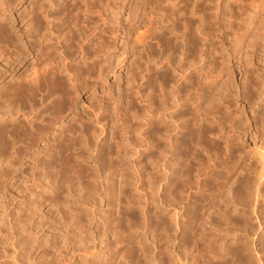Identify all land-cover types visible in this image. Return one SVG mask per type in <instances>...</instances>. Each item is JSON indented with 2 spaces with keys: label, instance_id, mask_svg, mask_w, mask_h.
<instances>
[{
  "label": "bare ground",
  "instance_id": "1",
  "mask_svg": "<svg viewBox=\"0 0 264 264\" xmlns=\"http://www.w3.org/2000/svg\"><path fill=\"white\" fill-rule=\"evenodd\" d=\"M33 1V0H32ZM31 1V2H32ZM157 2V0H155ZM160 1V0H158ZM161 1H164V0H161ZM166 1V0H165ZM178 1V0H177ZM185 1V0H184ZM191 1V0H190ZM194 1V0H193ZM192 1V3H193ZM203 1H206V0H203ZM202 1V2H203ZM24 0H0V57L1 56H5V50L7 47L10 48V52H9V56H8V61H4L6 62L3 63L5 64L6 68L4 67L5 70H3L2 68V71H0V81L2 80H6L5 78L9 75H11V78L17 73V72H20L21 69L22 71L20 72V75L19 76H22V74H25L27 72L30 71L29 75H31V77L26 80L27 76L25 77L26 79L23 81L21 78H20V82L17 81L16 84H17V87L16 86H12V85H9V86H3L1 85L2 83H0V86H3L5 87L4 89H6L4 92H6L4 96H6L8 98V100L10 102H13L14 104L19 100V103L22 107H28L30 110L33 109V107L35 106V103L36 98V95L38 93H42L43 94L41 95L42 98H45V100H41L42 104L46 102V99L47 98H51V96H54L49 103L50 106L48 105L47 103V106L48 108L49 107H53V108H56L55 111H59V108L57 110V107H54V103H60L62 106H67V109L69 110H73L72 108L75 107L74 106V102L72 101L73 100V97L74 95L73 94H77V92L80 93V90L87 86V79L88 77H90L91 74H96V76L98 75V78L102 79V76H106L107 74L111 73V71H113L112 69V63H111V60L113 59L112 57L110 59H106L103 57V60L104 63H100V60L98 57L99 53L102 52L104 49H105V44L104 43H107V42H104L102 43V45H105L102 49V45L100 44V40H97L99 42H97V44L99 43L100 45H97V44H90V43H86L84 41V39H87L89 37V35L92 34L93 30H95V26L97 24V19L99 18L98 16V13L100 14V11L97 13L96 10H98L99 8L97 7H101V3L102 2H105V0H35L33 1L34 3H31V5L29 6H33V8L31 7H28V8H31V16L29 14V18H24L25 16H23L24 14H27L28 11H25V13L21 16L20 14V23L19 21L17 20H14L13 17L10 18L13 19L14 21H10L8 20L9 17H7L6 14V10L7 8H11V7H15L19 4H23ZM108 2V1H106ZM110 2V1H109ZM112 2V1H111ZM110 2V3H111ZM147 1H145L146 3ZM169 2H171L173 5H172V8L170 7V3H169V8L173 9V10H170L168 9V11L170 10V12H166L165 10H167L168 7H165L164 11L166 13H175L174 15H176L177 12H180V11H184L186 12L187 10V7H188V2L185 1L183 3L182 0H179L178 2H176L175 0H169ZM182 2V3H181ZM201 2V0H195V5H192V3L189 5V7L191 8V15L190 17L188 18V16H183L185 17V20H183V18H181L182 20H180L179 24L181 23V21L184 24V26H182V28H186L185 30V36L177 34L179 36H177V38L181 37V43L179 42V45H174L172 44L171 40H169L168 36L165 37V35H167L166 33H164L163 31L166 30H162L163 32V36L160 37L161 35H158L159 31H156V34H157V40L160 42L159 46L158 44H155V45H158L159 47H162V54L164 53V56L165 57V61H168L166 63H169L171 60H173L172 56L175 55V57H177V53L180 51L181 54H179V64H178V67L184 70H181L183 71V74L181 72L182 75L185 80H181L183 82L180 81V83H178V79L176 81V75L174 74V72H172L174 75H175V81H173V78L172 75L170 74V78L168 76L166 77H163L164 74V71H163V64H162V68L159 67V69L156 70L157 74L155 73L156 75V78L153 76L154 72L152 71V67L150 66L151 62H149V68L150 70L153 72L152 76L157 79V83L156 85H159L158 86V94L157 96H155L154 94L152 95V97H149V96H144L148 103L150 101V104L149 106L147 105V101H144L146 103L142 104V101H141V105L144 107H146L147 109V106L149 108V112H146L150 115V120L152 122H154V119L152 121V118L151 117H158V115L160 114V111L158 110L159 108L156 107L157 105V102H156V99L158 100L159 102V106L161 107L160 109L162 110V108L166 111L168 109H171L170 111H167V117H170V122H165L162 118V121L160 119V117H158V119L161 121H159L158 123L163 127V132L165 131H170V128L172 126V124H174L173 126L177 128V126H180L178 125L177 121H180L181 118H185L184 116L185 115H188V114H185L186 110H187V107H185L186 105V102H181V99H183V97H188L190 98L194 93H195V107L191 105V107H194L192 108V116H195V125L194 124H190L189 121H187V124L186 125H191V126H195V132L189 128V131L188 129L185 131L187 132V134H185V136L183 137V132L180 130V132L177 133V136L179 137H175L174 141H177L176 139L180 138V137H183L184 139H187V141H191L193 140V138L195 139V264H197V261L198 263L199 260L203 259L204 256L209 257L210 255H213L214 251L215 254L218 253L217 251L219 250H222L224 248H227L228 250H230L229 252L232 253V255L235 256V258L232 260L231 263H235V262H238V263H243V261L245 262L246 264V261L242 255V250H243V246H242V243L240 242L242 239L240 238L241 236H238V239H239V242L237 240L233 241V242H229L227 240L224 241V243L222 244V234L224 233L223 232L222 234H220L219 232V229H217V227L214 225L216 221V223H221L224 222V221H228L230 218H225V211H222L221 209L222 208H226L228 207L227 205L229 203H231V198L234 200L233 203H235V200H237L240 204L242 205H245V193L244 190L247 189V185L250 183V181L247 179V178H243L240 176V170L239 171V176L237 175V178H235V180L232 182L234 185H231L230 188H232V186H234L232 188V192L234 191L235 194H231V191L230 192H227L226 195L228 193H230L232 195V197H230V195L228 194L227 197L225 196V192L226 191V187L228 188L229 186L228 183L230 181V179L232 178L231 176V172H234L236 173L237 170L239 169L240 165L244 162H242L243 158L244 157L242 155V152H244V150L242 149L240 152V146H239V141L238 139L241 137V136H238L239 132H244L246 130H244V127L243 125H245V123L243 122L244 119L247 120V118L245 117L243 120H242V116L243 113H239V111L241 112V110L238 111V113L234 112V110L230 109L232 106V108L234 107V104H232V101H234L235 99L232 98L233 100L230 101L228 100V96L225 94V92L227 93V91H224V90H231L229 89L230 88V85H233L231 84L229 80V78H232L234 76V74H236L237 72L240 73L241 77L243 78V82L242 85L240 86H237V87H240V90L242 91V98H244V101L243 102H246V104H248L250 106L253 105L254 103V99L257 100H260V104H259V108L256 110V111H253V116L252 118L255 119L256 121L258 120L259 122H256V123H259V125L261 124L262 125V128L260 129H263L262 131H264V0H232L230 2L228 1H225L224 4L221 2V0H214V3L212 4V12L209 11V8H208V4L207 5V2H206V5H207V10H208V13L207 15L206 14H202L201 16H199L197 22H196V18L198 17V14H200L201 11H203V3ZM227 2V3H226ZM114 3V2H112ZM117 3V2H115ZM123 3V2H122ZM144 3V4H145ZM148 3V2H147ZM146 3V4H147ZM212 3V2H211ZM226 3V4H225ZM30 4V3H29ZM100 4V5H99ZM109 4V3H107ZM119 4V3H118ZM139 4V3H138ZM143 4V5H144ZM160 4V2H159ZM163 4V7H164V2L162 3ZM161 4V5H162ZM166 4V2H165ZM194 4V3H193ZM222 4V5H221ZM104 5V4H103ZM113 5V4H112ZM137 5V4H135ZM141 5V4H140ZM136 6L137 8L140 6ZM147 5H150V4H147ZM168 5V4H167ZM115 6V4L113 5ZM113 6H110L109 9ZM122 6V5H121ZM133 6H134V3H133ZM166 6V5H165ZM106 7V6H105ZM129 7V6H128ZM157 7V6H156ZM160 7V6H159ZM163 7L161 8V10H163ZM188 7V8H189ZM204 7H205V4H204ZM9 8V9H10ZM102 8V7H101ZM100 8V9H101ZM107 8V7H106ZM114 9L113 10H116V6L113 7ZM118 8V7H117ZM135 8V7H134ZM143 8L145 9L146 6ZM148 8V7H147ZM146 8V9H147ZM150 13H151V5H150ZM158 8V7H157ZM206 8V7H205ZM8 9V10H9ZM12 9V8H11ZM22 9V8H21ZM112 9V8H111ZM136 9V8H135ZM134 9V10H135ZM141 9V8H140ZM145 9V10H146ZM156 9V8H154ZM30 10V9H28ZM134 10H131L133 11V13H136L137 11H134ZM139 10V9H137ZM143 10V9H142ZM141 10V11H142ZM149 10V9H148ZM153 10V9H152ZM157 10V9H156ZM9 11H12V10H9ZM22 11V12H23ZM105 11V10H104ZM189 11V9H188ZM205 11V10H204ZM21 12V13H22ZM94 12L95 13V17L93 16L94 15ZM144 12V10H143ZM147 12V11H146ZM155 12V11H154ZM164 12V14H165ZM182 12V15L183 13ZM11 13V12H10ZM9 13V14H10ZM29 13V12H28ZM103 13V12H102ZM148 13V12H147ZM149 13V14H150ZM157 13V12H156ZM171 13V14H172ZM181 13V12H180ZM187 13V12H186ZM189 13V12H188ZM198 13V14H197ZM140 14V13H139ZM152 14H153V11H152ZM163 12L158 14V15H161L162 16ZM15 15V14H14ZM103 15V14H102ZM141 15H142V12H141ZM144 15H145V12H144ZM151 15V14H150ZM156 15V14H154ZM154 15H153V18H154ZM168 16V14H166ZM173 15V17H174ZM181 15V14H180ZM195 15V16H194ZM9 16V15H8ZM19 16V15H18ZM27 16V15H26ZM131 16V14H130ZM139 16L138 14L136 15V17ZM149 16V15H148ZM161 16H158L159 18ZM11 17V16H10ZM28 17V16H27ZM105 17V16H104ZM133 17V16H131ZM141 17V16H140ZM150 17V18H149ZM148 17V20L152 18V15ZM157 17V15H156ZM176 17V16H175ZM174 17V18H175ZM177 17L178 14H177ZM177 17L175 19H177ZM193 17H195V23L193 21ZM101 18V17H100ZM99 18V20H100ZM107 18V17H106ZM169 18V17H168ZM193 18V19H192ZM102 19H104L103 17L101 18V21ZM135 19V17H134ZM132 19V20H134ZM142 19V18H141ZM139 19V21L141 20ZM145 19V18H144ZM157 19V18H156ZM167 20V17L164 18ZM170 19V18H169ZM173 19V18H172ZM179 19V18H178ZM147 20V19H146ZM152 20V19H151ZM155 20V19H153ZM104 21V20H103ZM125 21V20H124ZM135 21V20H134ZM133 21V22H134ZM137 21V20H136ZM138 21V22H139ZM168 21V20H167ZM166 21V22H167ZM176 20H173L172 22H174ZM179 21V20H178ZM176 21V22H178ZM29 22V23H27ZM100 22V21H98ZM131 22V21H130ZM138 22H136L138 24ZM141 22V21H140ZM143 22V21H142ZM141 22V23H142ZM147 22V21H146ZM156 22V21H155ZM154 22V23H155ZM164 22V21H163ZM171 22V23H172ZM19 23V24H18ZM28 24L26 27L25 24ZM112 23V22H111ZM157 23V22H156ZM182 23V25H183ZM20 25L21 26L18 28L17 32H16V26ZM104 24V23H103ZM108 24V23H107ZM107 24L103 25V27H108ZM132 24V23H130ZM158 24V23H157ZM160 24V23H159ZM167 24V23H166ZM165 24V25H166ZM173 25H175L174 23H172ZM177 24V23H176ZM194 24H195V27H194ZM99 25V23L97 24V26ZM100 25L101 22H100ZM99 25V26H100ZM128 25V24H127ZM147 25V27L150 25H148V23L145 24V26ZM164 24L160 25V26H163ZM170 25V24H169ZM172 25V26H173ZM15 26V28H14ZM89 26H94V28H90ZM96 26V27H97ZM114 26V25H113ZM135 26V25H134ZM155 26V25H154ZM157 26V25H156ZM159 26V28H161ZM171 26V25H170ZM171 26V27H172ZM181 26V25H180ZM178 25V27H180ZM102 27V26H101ZM100 27V28H101ZM104 27V28H105ZM133 27V26H132ZM152 27V26H151ZM177 27V28H178ZM14 28V29H13ZM99 28V27H98ZM110 28V27H109ZM134 28V27H133ZM154 28V27H153ZM151 28V29H153ZM159 28H156L159 30ZM164 28V26H163ZM173 28H175L173 26ZM176 28V32L178 30H182L181 32H183L184 28L183 29H179L177 30ZM97 29V28H96ZM103 29V28H102ZM108 29V28H106ZM105 29V30H106ZM132 29V28H131ZM130 29V30H131ZM136 29V28H135ZM145 29V27L143 28ZM168 29H171L170 27H168ZM15 30L16 33H13ZM139 32V28L137 29ZM146 30V29H145ZM174 30V29H173ZM91 31V33H89ZM97 31V30H96ZM100 31V30H99ZM97 31V32H99ZM109 31V30H108ZM113 31V30H112ZM132 31V30H131ZM137 31V32H138ZM154 31V32H155ZM103 32V31H102ZM101 32V33H102ZM110 32H111V29H110ZM146 33H148L147 31H145ZM161 32V30H160ZM167 32L170 33L169 30H167ZM174 32V31H172ZM180 32V31H179ZM94 33V32H93ZM104 33V32H103ZM123 33V32H122ZM133 33V32H132ZM144 32H141L139 35L143 36L141 38H139L140 36L138 35L137 36H134L132 39V41L134 40H138L137 43L143 41L142 39L144 38V35L146 34ZM178 33V32H177ZM96 34V33H94ZM112 34V33H111ZM113 34H114V31H113ZM138 34V33H137ZM136 34V35H137ZM149 34V33H148ZM150 34H151V31H150ZM150 34L147 36V38H151L153 35L150 36ZM161 34V33H159ZM97 35V34H96ZM95 35V36H96ZM100 35V34H98ZM116 35V34H115ZM131 35V33H130ZM147 35V34H146ZM146 35H145V38H146ZM94 36V37H95ZM103 36V34H102ZM108 36V35H107ZM173 36V35H172ZM176 36V35H174ZM98 37V36H97ZM132 37V36H130ZM155 37V38H156ZM168 37V38H167ZM202 37L204 39V41L202 39L199 40V38ZM93 38V37H92ZM96 38V37H95ZM103 38V37H102ZM136 38V39H134ZM139 38V39H138ZM144 38V39H145ZM146 38V39H147ZM149 38V40H150ZM155 38H151V39H155ZM172 38V37H171ZM176 38V37H175ZM176 38V39H177ZM178 38V39H179ZM27 39V40H26ZM91 39V38H90ZM97 39V38H96ZM100 39V37H99ZM104 39V38H103ZM109 39V38H108ZM141 39V40H140ZM146 39L144 40L145 43L148 42L146 41ZM39 40V41H38ZM105 40V39H104ZM140 40V41H139ZM148 40V39H147ZM202 40V41H201ZM91 41V40H90ZM114 41V40H113ZM152 41V40H151ZM150 41V42H151ZM173 41V40H172ZM175 41V39H174ZM173 41V43H174ZM180 41V39L178 40ZM155 42V41H154ZM157 42V41H156ZM199 42H202L201 43V47ZM132 43V42H131ZM136 43L135 46H138V44ZM143 44V42H141ZM140 43V44H141ZM158 43V42H157ZM176 43L177 40H176ZM133 44V43H132ZM135 44V42H134ZM133 44V46H134ZM139 44V45H140ZM154 44V43H153ZM150 43L151 46H155ZM97 45V46H95ZM110 45V44H109ZM132 48L136 49V47H133ZM149 45L147 44L146 47H148ZM131 47V46H130ZM145 47V48H146ZM5 48V49H4ZM14 49V50H11ZM141 48V46H140ZM143 48V47H142ZM150 48V47H149ZM151 48H154V47H151ZM150 48V49H151ZM156 48V46H155ZM182 48V49H181ZM149 49V50H150ZM102 50V51H101ZM158 50V52L160 51L159 48L156 49ZM155 49H153L152 51L155 53H157ZM169 50H171L170 54L168 53ZM182 50V52H181ZM9 51V50H8ZM144 50L141 51V53L143 52ZM148 51V50H147ZM146 53H149L147 52ZM160 51V52H161ZM132 52V51H131ZM138 52V51H136ZM140 52V51H139ZM150 52L151 55H153L154 53ZM103 53H105L103 51ZM102 53V54H103ZM8 54V53H7ZM109 54V53H108ZM115 54V53H114ZM124 54V53H123ZM122 54V55H123ZM136 54V53H135ZM138 54V53H137ZM140 54V53H139ZM144 54V52L142 53ZM167 54V55H165ZM177 54V55H176ZM105 55V54H103ZM121 55V56H122ZM157 56H160L159 53L156 54ZM156 55H154L156 57ZM90 56H93L94 59H91L89 60ZM101 56V54H100ZM120 56V57H121ZM141 56L143 58V56H145L144 58L147 59L146 55H138V57ZM153 56V57H154ZM89 58L88 59V64L86 65V67H82V65L80 66L79 63L77 61V59L79 58V60H81L83 58V60H85L86 58ZM161 57V56H160ZM33 58V59H32ZM58 58H60V61L58 60ZM85 58V59H84ZM102 58V56H101ZM100 58V59H101ZM122 58V57H121ZM164 57L162 56V60ZM257 58L258 63L255 62V59ZM7 59V58H6ZM30 59H32L31 61H29ZM118 59V58H117ZM120 59V58H119ZM137 59V57H136ZM135 59V61L137 62V60ZM140 59V57H139ZM148 59H149V56H148ZM147 59V60H148ZM151 60L153 59L152 57L150 58ZM156 58H154L153 61H155ZM160 59V58H159ZM158 59V60H159ZM176 59V58H175ZM174 59V60H175ZM177 59L175 60V64L177 63ZM218 59H220V61H218ZM5 60V59H4ZM81 61V62H85L87 61V59L85 61ZM144 60V59H143ZM142 60V61H143ZM157 60V61H158ZM256 60V61H257ZM29 61V63H28ZM133 61V62H135ZM146 61V60H145ZM150 61V60H149ZM102 62V61H101ZM122 62V61H121ZM159 62H161V60H159ZM163 62V61H162ZM172 62V61H171ZM60 63H62V66H60ZM117 63V62H116ZM143 63V62H142ZM141 63V64H142ZM147 63V62H146ZM165 63V64H166ZM173 63V62H172ZM81 64V63H80ZM136 64V63H135ZM135 64L133 63V65L135 66ZM140 64V62H139ZM137 63V65H139ZM154 64V62H153ZM171 64V63H170ZM174 64V63H173ZM173 64H172V67H173ZM174 64V65H175ZM143 65H146L147 67L145 68H148V65L147 64H142V65H139V68L140 70L143 71V68L144 66ZM158 65V64H157ZM156 65V66H157ZM161 65V64H160ZM169 65V64H168ZM167 65V66H168ZM4 66V65H3ZM140 66H143L142 69ZM154 66V65H152ZM167 66H164V70L166 71V67ZM170 66V65H169ZM177 66V65H176ZM175 66V67H176ZM200 66V67H198ZM136 67V66H135ZM132 68V69H136V68ZM155 67V66H154ZM1 68V67H0ZM139 68L137 69L139 71ZM148 68V69H149ZM156 68V67H155ZM158 68V66H157ZM179 68H177L178 70H180ZM148 69H147V72L148 73ZM169 69V67L167 68ZM173 69V68H172ZM176 69V68H174ZM131 71L133 72L134 74V77L131 78V82L132 80L134 79H138V77L140 76H137V72L138 71ZM146 70V69H145ZM155 71V69H153ZM169 73H171V68L169 69ZM149 71V72H151ZM163 73H162V72ZM168 71V70H167ZM174 71V70H173ZM177 71V70H175ZM140 72V71H139ZM7 73V74H6ZM87 75H85V74ZM117 73V72H116ZM141 73V76L142 77V73L143 72H140ZM145 73V74H146ZM177 73V72H176ZM69 77V82L67 83V81L65 80V77L67 75ZM132 74V73H131ZM132 74V75H133ZM145 74H143L144 76H146ZM150 74V75H151ZM92 75V76H93ZM149 75V74H148ZM147 75V76H148ZM149 75V76H150ZM167 75V74H166ZM223 75H226L227 76V80L224 81L223 83L219 82L221 81L220 78L223 76ZM239 75V74H238ZM91 76V77H92ZM131 77V75H130ZM171 77H172V81L170 82H173L171 83L172 85H169V80H171ZM14 78V77H13ZM94 78V76H93ZM97 79V77H95ZM94 78V80H96ZM103 78H106V77H103ZM144 77H142L141 79H143ZM147 78V77H146ZM151 77L148 78V80L150 79ZM153 78V79H154ZM169 78V79H168ZM179 78V76L177 77ZM224 78V77H223ZM238 78V77H237ZM19 79V77H18ZM90 79V80H89ZM88 80L90 81V85L95 82L92 81L91 78H89ZM99 79V80H100ZM130 79V78H129ZM140 79V78H139ZM138 79V80H139ZM180 79V78H179ZM22 80V81H21ZM99 80H98V83H99ZM128 80V79H127ZM138 80H135L137 82H140L141 84V81H138ZM16 81V80H14ZM14 81H13V84H14ZM26 81V82H25ZM88 81V82H89ZM105 81V80H104ZM109 81V80H108ZM129 81V80H128ZM135 81L133 83H135ZM143 81V80H142ZM147 81V79H146ZM145 81V82H146ZM156 81V80H155ZM230 81V82H229ZM3 82V81H2ZM93 82V83H92ZM101 82V81H100ZM107 82V81H106ZM113 82V81H112ZM154 82V80H153ZM235 82V81H234ZM10 83H12L10 81ZM96 83V82H95ZM129 83V82H128ZM149 83V82H147ZM219 83L221 84L220 86ZM108 84V83H107ZM138 84V83H137ZM143 84V82H142ZM141 84V85H142ZM155 85L154 83H150L148 85ZM238 84V83H237ZM236 84V85H237ZM109 85V84H108ZM116 85V83H115ZM130 85V83H129ZM136 85V83H135ZM141 85H139V89H138V92L139 93V90L141 88ZM95 86V84H94ZM131 86V87H130ZM129 87V91L131 92V89L135 88L134 85H130ZM133 86V87H132ZM138 86V85H137ZM144 86V85H143ZM146 86V85H145ZM2 87V88H3ZM15 87V88H14ZM152 85L150 87H144L146 88L148 91H151L149 90V88H151ZM172 87V88H171ZM235 87V86H234ZM153 88V87H152ZM171 88V89H170ZM132 89V91H133ZM145 89V91H146ZM239 89V88H238ZM111 90V89H110ZM109 90V91H110ZM118 90L119 87H118ZM136 90V89H135ZM144 90V89H143ZM156 90V89H155ZM219 90V91H218ZM142 91V89H141ZM2 92V91H0ZM100 92V91H98ZM107 92L106 93V97H104V99L106 100V102H104V106L106 105H110L112 104H116V99L117 97H115V95H119V92L120 91H117L112 93L111 91L108 92V91H105ZM127 92V91H126ZM136 92H133L134 94ZM147 92V91H146ZM152 92L154 93V89L152 90ZM151 92V93H152ZM156 92V91H155ZM194 92V93H193ZM231 92H236V90L232 91ZM238 92V91H237ZM236 92V93H237ZM94 93V92H93ZM145 93V92H144ZM143 93V95H144ZM149 93V92H148ZM157 93V92H156ZM191 93H193L191 95ZM2 94V93H1ZM4 94V93H3ZM122 94V93H121ZM120 94V95H121ZM126 94H130L129 92L126 93ZM125 94V95H126ZM133 94V96H134ZM139 94H142L139 93ZM241 94V93H240ZM39 95V94H38ZM37 95V97H38ZM39 95V96H40ZM91 95V94H90ZM119 95V97H120ZM146 95V93H145ZM3 96V97H4ZM77 96V95H76ZM137 96V95H136ZM141 96V95H140ZM139 96V99H141V97ZM151 96V95H150ZM193 96V98H194ZM227 96V98H226ZM233 96V95H232ZM2 97V98H3ZM96 97V96H95ZM128 98V96H126ZM149 97V100L148 98ZM234 97V96H233ZM236 97V96H235ZM238 97V96H237ZM237 97H236V100H237ZM241 97V96H240ZM1 98V96H0ZM10 98V99H9ZM12 98V100H11ZM134 97H132V100L134 101L135 99H133ZM4 99V98H3ZM6 99V98H5ZM4 99V100H5ZM101 100V101H104ZM125 99V98H124ZM130 99V95H129V98L128 100ZM172 99L174 101H172ZM239 99V98H238ZM7 100V101H8ZM36 100V101H35ZM39 100H40V97H39ZM48 100V99H47ZM119 100V99H118ZM117 100V101H118ZM131 100V101H132ZM137 100V99H136ZM187 100V99H186ZM190 100V99H188ZM187 100V101H188ZM3 101V100H2ZM44 101V102H43ZM71 101L73 103H71ZM130 101V100H129ZM128 101V102H129ZM132 101V102H133ZM140 101V100H139ZM183 101H185L183 99ZM194 101V100H193ZM5 102V101H4ZM9 102V103H10ZM39 102V101H38ZM38 102L36 104H38ZM48 102V101H47ZM120 102V101H119ZM138 102V101H136ZM134 101V103H136ZM229 102V104H228ZM1 103V102H0ZM3 103V102H2ZM9 103L7 104V106L9 105ZM40 103V102H39ZM40 103V104H41ZM102 103V102H101ZM106 103V104H105ZM156 103V105H154ZM192 103V102H191ZM11 104V103H10ZM18 104V102H17ZM54 106H53V105ZM76 104V103H75ZM119 104V103H118ZM130 104V102L128 103ZM139 104V103H137ZM189 104V103H188ZM243 104V103H242ZM252 104V105H251ZM2 105V104H1ZM6 104H4L3 107H5ZM18 105V107L20 106ZM72 105V106H71ZM120 105V104H119ZM134 105V104H133ZM153 105L155 107H153ZM157 105V106H158ZM255 105V104H254ZM10 106V105H9ZM16 105H12L11 104V107H8L7 111L5 110V114L7 113H10V115L12 116V113L13 111L15 112L18 108L16 107H13ZM36 106H41V105H36ZM46 106V105H44ZM111 106V105H110ZM109 106V107H110ZM122 106V105H120ZM132 106V105H130ZM130 106L128 105L127 107L130 108ZM140 106V105H138ZM138 106H135L136 107V111L139 110L137 109ZM158 106V107H159ZM165 108H164V107ZM244 106V105H243ZM242 106V107H243ZM256 106V105H255ZM20 107V108H22ZM71 107V108H70ZM109 107H107V110L109 109ZM117 105H114V107H112V109L116 110L117 109ZM126 107V108H127ZM133 107V106H132ZM190 107V106H189ZM239 107V106H236V108ZM254 107V106H252ZM28 108H25L26 109V113L28 112L27 109ZM32 108V109H31ZM40 108V107H39ZM46 108V107H45ZM47 108V109H48ZM106 108V107H105ZM103 108L102 112L105 110L106 112V109ZM124 108V107H123ZM123 108H119V110H121V115L122 112L125 110H123ZM139 108H142V107H139ZM174 108V109H173ZM241 108V107H240ZM239 108V109H240ZM251 108V107H250ZM14 109V110H13ZM24 110V108H22ZM28 109V110H29ZM42 109V108H41ZM50 109V108H49ZM48 109V111H49ZM61 109V108H60ZM66 109V108H65ZM66 109V110H67ZM94 109V108H93ZM134 109V108H133ZM144 111H145V108H142ZM185 109V110H184ZM190 109V108H188ZM43 110V109H42ZM41 110V111H42ZM51 110L53 111V109H50V112ZM64 110V109H63ZM65 110V111H66ZM76 110V109H74ZM111 110V108H110ZM118 110V111H119ZM128 110V109H127ZM126 110V111H127ZM131 110V109H130ZM141 110V109H140ZM139 110V111H140ZM243 110H245V108H243ZM4 109L2 110V113H3ZM18 111V110H17ZM20 111V110H19ZM34 111V110H32ZM31 111V112H32ZM37 111V109H36ZM36 111L34 112V114L36 113ZM65 111L63 113H65ZM135 111V109H134ZM135 111V112H136ZM191 111V110H190ZM189 111V113H190ZM195 111V112H194ZM247 111V110H246ZM251 111V110H250ZM0 112H1V108H0ZM21 112V111H20ZM25 112V110H24ZM30 112V111H29ZM28 112V113H29ZM30 112V113H31ZM43 112V111H42ZM45 112H47V110H45L43 113L45 114ZM62 112V111H61ZM59 112V113H61ZM73 112V111H72ZM113 111H110L109 113H112ZM117 112V111H116ZM128 112V111H127ZM133 112V113H135ZM143 112V111H142ZM141 111L138 112V114L140 113V115H145L144 117H148L146 116L145 112L143 114ZM2 113H0L2 115ZM24 113V114H26ZM41 113V114H43ZM49 113V112H48ZM46 113V114H48ZM54 111L52 113H49L50 115L52 114V117H56L55 116L57 113H55L53 115ZM57 114L59 115L58 117H60V115L62 114ZM98 113V112H97ZM108 111L106 112V115H109L107 114ZM162 113V111H161ZM188 113V111H187ZM18 113H15L13 115H16ZM22 114V113H21ZM40 114V113H39ZM40 114V115H41ZM76 114V113H75ZM91 114V113H90ZM117 114V113H116ZM119 114V113H118ZM137 114V113H136ZM147 114V115H148ZM185 114V115H184ZM4 115V113H3ZM36 115V114H35ZM100 116H103L101 114H99ZM98 115V116H99ZM112 115V116H111ZM109 117H113V122L115 121L114 120V115H115V112H114V115L111 114ZM120 115V114H119ZM120 115V116H121ZM161 115V114H160ZM163 115V113H162ZM161 115V116H162ZM9 116V114H8ZM8 116L7 118H4L2 121H0V187H5L7 186V184H9L10 181H17L18 182V178H21L22 177H19L20 174L24 175L23 177V181L26 183V186H27V190L30 189L29 191H31L33 193V190L35 191L36 189L44 192L43 190L47 191V194H46V198L45 199H48V201H53L52 203H58L59 201L62 202V200H60V198L57 197V195H54V190L53 188H51V185L47 186V183H51L52 179H54V177H57L56 175H59V179H60V183L61 184L59 187L63 189V187L66 189L65 187V184L67 185V182L68 180L70 179L69 177L72 178L71 174L69 173L70 169L71 168H74V167H71L69 166L70 164V161L72 162V166L74 165L76 168H78V170L82 167L81 166V160L79 157L80 156H83V154L85 153V148H88L89 149V144L92 143L91 142V137L94 135V138L96 137L95 136V132L94 130L93 131V134L92 136L88 137V135L90 134L88 132V135L86 136L85 138V143H86V147H84V150L79 153L78 152V155H76L77 153H75V151H80L78 148H79V145H81V143L79 142V140H76L75 138H71L69 137V135H74L73 134V131H70V128L71 126L66 124V125H63V127H61V130L59 132L56 133V135L54 136V138L51 139V135H50V128H51V125H53L51 123V121H48L49 118L47 119V121L45 120L46 123L42 124L41 123H37L36 120H34L35 118H38L37 117H33L32 119L28 118L27 114H26V119L28 120H25V121H22V119L20 120L19 118L22 117V116H19V117H16L14 119H8ZM24 116V115H23ZM33 116V113L32 115ZM42 116V115H41ZM97 116V117H98ZM99 116V117H100ZM118 116V115H116ZM115 116V117H116ZM119 116V117H120ZM134 118L137 117L135 116V114L133 115ZM165 116V115H164ZM189 116V115H188ZM187 116V117H188ZM241 116V117H240ZM251 116V114H250ZM5 117V116H2V118ZM10 117V116H9ZM40 117V116H39ZM45 117V116H44ZM95 117V116H94ZM107 117V116H106ZM108 117V119H110ZM123 117V116H122ZM124 117H125V114H124ZM123 117V118H124ZM127 117V116H126ZM129 117V116H128ZM143 117V116H142ZM163 117V116H162ZM166 117V118H167ZM11 118V117H10ZM23 118V117H22ZM47 118V117H46ZM96 118V117H95ZM102 118V121H103V117ZM118 117H116V120H117ZM122 118V119H123ZM166 118L164 117V119L166 120ZM191 118V116H190ZM194 118V117H192ZM250 118V117H249ZM248 118V119H249ZM1 119V118H0ZM24 119V118H23ZM60 119V118H59ZM62 119V117H61ZM100 119V118H99ZM98 119V120H99ZM138 119V118H137ZM136 119V120H137ZM139 119H141V117H139ZM143 119V118H142ZM145 119V118H144ZM145 119V120H146ZM42 120V119H41ZM44 120V118H43ZM53 121V119H50ZM105 117H104V121H105ZM124 120V119H123ZM123 120H121L123 122ZM183 120V119H182ZM190 121L194 122L193 119H189ZM245 120V121H246ZM252 120V119H251ZM255 120H254V123L253 124H256L255 123ZM55 121V120H54ZM59 121V120H58ZM85 121V120H84ZM96 121V120H95ZM112 121V120H111ZM120 121V122H121ZM132 121V120H131ZM139 121V120H138ZM147 121V122H148ZM164 121V122H163ZM168 121V120H167ZM253 121V120H252ZM116 122V121H115ZM114 122V123H115ZM119 122V121H118ZM135 122V120H134ZM137 122V121H136ZM135 122V123H136ZM182 122V121H181ZM189 122V124H188ZM247 122V121H246ZM57 123V122H56ZM55 123V124H56ZM99 123V122H97ZM108 123V122H107ZM150 123H147L148 125ZM180 123V122H179ZM244 123V124H243ZM58 124V123H57ZM56 124V125H57ZM138 124V122H137ZM146 124V123H145ZM153 124V123H152ZM156 124V122L154 123ZM153 124V125H154ZM181 124V123H180ZM184 124V123H183ZM226 124L229 125V128L231 127L233 130L234 128L237 129L238 131H235V132H238V134L234 135V134H231L233 132L231 131H226L228 132V136H218V134L221 133V135H223V133L225 134V127L227 126ZM72 125V124H71ZM75 125V124H74ZM82 127H83V124H81ZM103 127L102 129L104 128V125L105 123L102 124ZM135 126H139V125H136L134 124ZM132 125V126H134ZM147 125V126H148ZM258 125V124H257ZM258 125V126H259ZM260 125V126H261ZM76 126V125H75ZM130 126V125H129ZM150 126V125H149ZM148 126V127H149ZM158 126V125H157ZM185 126V124H184ZM254 126V125H253ZM99 127V126H98ZM101 127V125H100ZM120 127V126H119ZM122 127V126H121ZM126 127V126H125ZM140 127V126H139ZM138 127V129H139ZM147 127V129L149 130V128ZM156 127V126H155ZM159 127V126H158ZM257 127V126H256ZM255 127V129H256ZM75 128V127H74ZM77 128V127H76ZM75 128V129H76ZM79 128V127H78ZM94 127H92L93 129ZM115 128H117L115 126ZM132 128H137V127H132ZM154 128V126L152 127ZM174 128V129H175ZM191 128H194V127H191ZM228 127H226V130ZM247 128V127H246ZM245 128V129H246ZM259 128V127H258ZM89 129V128H88ZM95 129V128H94ZM114 129V128H113ZM120 129V128H119ZM118 128L116 130H119ZM124 129V128H123ZM137 129V130H138ZM158 130V128H155ZM152 130V132L154 133L153 136L155 135V132H157L158 134V131H155ZM161 129V127H160ZM175 129V130H176ZM180 129V128H179ZM254 129V128H253ZM260 129L258 131H260ZM74 130V129H73ZM111 130V129H110ZM114 129V131H116ZM148 130H147V133H148ZM151 130V129H150ZM149 130V131H150ZM173 130V128L171 129V131ZM68 131L71 132V134L68 133ZM75 131V130H74ZM89 131V130H87ZM87 131L85 132L87 134ZM91 131V133H92ZM122 130H120V135L122 134L121 133ZM132 131V130H131ZM135 131V130H134ZM170 131V132H171ZM179 131V130H178ZM257 131V132H258ZM112 132V131H111ZM110 132V133H111ZM118 132V131H117ZM124 132V131H123ZM151 132V131H150ZM151 132V134H152ZM162 132V133H163ZM173 132V131H172ZM177 132V131H176ZM231 132V133H230ZM256 132V133H257ZM69 135H67V134ZM95 133V134H94ZM115 133V132H114ZM113 133V134H114ZM119 133V132H118ZM128 133L127 130L124 132V135ZM146 133V132H144ZM146 133V134H147ZM175 133V132H174ZM230 133V135H229ZM84 134V135H86ZM112 134V133H111ZM112 134V137L114 136ZM116 134V133H115ZM130 134V132H129ZM132 134V133H131ZM145 134V135H146ZM149 134V133H148ZM151 134L150 137H151ZM160 134V133H159ZM167 134V132H166ZM166 134L164 135V138L167 137ZM172 134V133H171ZM170 134V135H171ZM176 134V133H175ZM217 134V135H216ZM252 134V132H251ZM97 135V134H96ZM110 135V134H109ZM163 135V134H162ZM169 135V134H168ZM216 135V136H215ZM255 135V134H254ZM257 135V134H256ZM255 135V136H256ZM260 135V132L259 134ZM111 136V135H110ZM116 136V135H115ZM118 136V134H117ZM127 136V134L125 135ZM129 136V135H128ZM133 136V134H132ZM142 136V135H141ZM171 136H175V135H171ZM262 136V134L260 135ZM69 137V138H68ZM99 137V135H98ZM124 137V136H123ZM156 137V136H155ZM252 137V136H251ZM93 138V137H92ZM109 138V137H108ZM115 137L113 138H110V139H114ZM117 138V137H116ZM118 138H122V137H118ZM127 138V137H126ZM114 139L116 141H110L108 140L110 143L109 144H106V145H103L104 147V151H101L103 152V154H99L100 156H98L101 161V163H99V168H102L103 166L107 167V168H114L117 167L116 165L117 164H114L113 162V158H111L112 156H115L112 155L113 152L115 153H118V152H121V151H124L123 154L127 153L128 151L126 150V148L124 147H127L129 146L128 142L131 143V148L134 149V143L135 142H140V140L138 141L137 138L135 140V138L131 137V139L127 138V139ZM148 137L145 136L144 139L147 140ZM154 139V137H152ZM171 138V137H169ZM174 137H172L173 139ZM238 138V139H237ZM79 139V138H78ZM153 139L151 141H153ZM159 139V138H158ZM191 139V140H190ZM264 139V138H263ZM94 140V139H93ZM92 140V141H93ZM102 140V139H101ZM135 140V142L133 141ZM156 140V139H155ZM241 140V139H240ZM250 140V139H249ZM257 140V139H256ZM81 141H82V138H81ZM84 141V139H83ZM96 141V140H95ZM100 141V140H99ZM150 141V140H149ZM150 141V142H151ZM158 142H160V149L162 150V148H168L170 149L169 147H163V144H162V148H161V140H156ZM168 141V140H167ZM173 141V142H174ZM179 141V140H178ZM242 141V140H241ZM78 142L80 143L78 145ZM105 142V140H104ZM134 142V143H133ZM149 142V143H150ZM158 142H156L158 144ZM180 142V141H179ZM185 142V144H186ZM42 143V144H41ZM84 143V142H83ZM108 143V142H106ZM142 143V142H141ZM146 143V142H145ZM184 143V142H183ZM105 144V143H104ZM137 144V143H136ZM152 144V142H151ZM156 144V145H157ZM167 144V143H166ZM191 144V143H190ZM78 145V148H75V146ZM92 145V144H91ZM141 145V144H140ZM143 145H148L147 143L146 144H143ZM178 145V144H177ZM241 145V144H240ZM133 146V147H132ZM136 146V145H135ZM154 146V145H153ZM169 146V145H168ZM261 146V145H260ZM82 147V146H80ZM130 147V146H129ZM128 147V149H129ZM143 147V146H142ZM149 147V146H148ZM151 147V146H150ZM157 147V146H156ZM174 147V145H173ZM176 147V146H175ZM179 147V146H178ZM188 147V146H187ZM186 147V148H187ZM139 148V147H138ZM136 148V149H138ZM159 148V147H157ZM254 148V147H253ZM261 148V147H259ZM75 149H78V150H75ZM83 149V148H82ZM153 151L151 150L150 153L153 152V156H151V154H149L151 157L153 158H156L154 156V148H152ZM159 149V151H160ZM176 149V148H175ZM257 149V148H256ZM75 150V151H74ZM126 150V151H125ZM158 150V149H157ZM155 150L156 152H159ZM259 150V149H257ZM264 150V149H263ZM263 150H259V151H263ZM100 151V150H98ZM131 151V152H130ZM130 155L132 154V150L130 149ZM136 151V150H135ZM135 151L133 152V155L135 153ZM173 151V150H172ZM175 151V150H174ZM188 151V150H187ZM100 152V153H101ZM138 152V151H136ZM141 152L143 153V150L141 151L140 149V156H141ZM164 154H166L167 152H169V150L166 151H163ZM176 152H179V151H176ZM182 152V151H181ZM186 152V151H185ZM257 152V151H256ZM89 153V152H88ZM171 153V152H170ZM245 153V152H244ZM93 154V153H92ZM122 154V152H121ZM159 154V156H158ZM157 154V157H162V154H161V151L160 153ZM161 154V156H160ZM177 154V153H176ZM256 154V153H255ZM262 156L261 157V161L263 160L262 163H264V151L262 152ZM74 155L75 156H79L78 158H74ZM112 155V156H111ZM120 155V154H119ZM129 155V154H128ZM128 155H127V158L128 159ZM132 155V156H133ZM137 155V154H136ZM190 155V154H189ZM261 155V154H260ZM121 156V155H120ZM125 156V155H124ZM174 156V155H173ZM176 156V155H175ZM242 156V157H241ZM84 157V156H83ZM90 157V156H89ZM94 157V156H93ZM118 157V156H117ZM137 157V156H136ZM134 157V159L136 158ZM166 157V155H165ZM185 157V156H184ZM187 157V156H186ZM246 157V156H245ZM249 157V156H248ZM121 157H119V160H120ZM123 158V157H122ZM132 158V157H131ZM152 158V159H153ZM177 158V157H176ZM98 159V158H97ZM118 159V158H117ZM125 159V158H123ZM125 159V161H123L124 163V166H126V164L128 163V167L126 168H129V165L131 167V164L132 162L129 163V161H127ZM134 159H131L132 161ZM137 159V158H136ZM160 159V158H158ZM155 160V161H158ZM168 159V158H167ZM173 159V158H172ZM241 159V160H240ZM73 160V161H72ZM94 161L96 160V157H94L93 159ZM116 160V159H114ZM130 160V161H131ZM154 160V159H153ZM191 160V159H190ZM194 160V159H193ZM84 161V160H83ZM98 160H96V163H97ZM118 161V160H117ZM116 161V163H117ZM122 161V160H121ZM139 161V160H137ZM74 162V163H73ZM140 162V161H139ZM138 162V164H139ZM177 162V161H175ZM188 162V160H187ZM190 162V161H189ZM126 163V164H125ZM136 163V162H135ZM147 163V162H146ZM153 163V162H152ZM248 163V162H247ZM83 164V162H82ZM119 164V163H118ZM137 164V163H136ZM155 164V162L153 163ZM189 164V163H188ZM86 165V164H85ZM135 165V164H134ZM134 165H132V167L134 168ZM193 165V164H192ZM261 165V164H260ZM88 166V165H87ZM90 166V165H89ZM120 166H121V163H120ZM123 166V165H122ZM121 166V167H122ZM139 166V165H138ZM141 166V165H140ZM164 166V165H162ZM130 168L133 169V168ZM137 167V165L135 166ZM144 167V166H143ZM142 167V169H143ZM243 167V166H242ZM75 168V169H76ZM85 168V167H84ZM139 167H137L136 169H138ZM141 168V167H140ZM160 168V167H159ZM102 169H105L104 167ZM117 169V168H116ZM118 169L120 171V168L118 166ZM136 169L134 168L133 170L136 171ZM141 169V170H142ZM147 169V168H146ZM175 169V168H174ZM180 169V168H179ZM74 170V169H73ZM71 170V172H74ZM77 170V169H76ZM83 170V171H82ZM81 172L83 173L84 172V169L82 168ZM97 170V168H96ZM95 170V171H96ZM108 171H111L109 169H107ZM115 170V169H114ZM124 170L126 169H123V172ZM132 170V171H133ZM139 170V169H138ZM87 170H85L84 173H86ZM94 171V172H95ZM102 172V170H99L98 171V174L99 172ZM107 171V172H108ZM113 171V169H112ZM140 171V170H139ZM138 171V172H139ZM173 171V170H172ZM187 171V170H186ZM259 171V170H258ZM264 171V170H263ZM262 171V172H263ZM79 172V171H78ZM94 172L92 175H94ZM100 172V174H101ZM114 172V171H113ZM113 172H111L112 175ZM116 172V171H115ZM114 172V173H115ZM123 172L121 173L122 176H123ZM126 172V171H125ZM147 172V171H146ZM167 172V171H166ZM174 172V171H173ZM68 173H69V177H68ZM97 174V172H95ZM103 173V172H102ZM110 173V172H109ZM127 173V172H126ZM125 173V174H126ZM130 173V172H128ZM137 173V171H136ZM140 173V172H139ZM160 173V172H159ZM191 173V172H190ZM264 173V172H263ZM262 173V174H263ZM88 176L89 174L86 173ZM96 174L94 175L95 177ZM119 174V172H118ZM228 174V175H227ZM233 174V173H232ZM21 175V176H22ZM102 175V174H101ZM111 175V176H112ZM138 175V173H137ZM154 175V174H153ZM86 175H84V178H85ZM87 176V177H88ZM105 176H106V172H105ZM126 176V175H125ZM256 176V175H255ZM263 176V175H262ZM261 176V177H262ZM85 178V179H88V178ZM90 177V176H89ZM101 177V176H100ZM99 177V178H100ZM108 177V176H107ZM140 177V176H139ZM144 177V176H143ZM94 178V177H93ZM119 178V177H118ZM121 178V177H120ZM194 178V177H193ZM251 178V177H250ZM56 179V178H55ZM58 179V177H57ZM109 179V178H108ZM139 179V178H138ZM163 179V178H162ZM234 179V177H233ZM22 180L19 179V181L21 182ZM101 180V179H100ZM106 180V179H104ZM113 180V179H112ZM22 181V183H23ZM70 181V180H69ZM88 181V180H86ZM90 181V180H89ZM97 182L99 180H96ZM127 181V180H126ZM186 182V180H184ZM16 182V184H18ZM44 182H46L44 184ZM54 184L56 182V180L53 181ZM52 182V183H53ZM92 182H93V179H92ZM91 181L89 183H92ZM104 182V181H103ZM102 182V184H103ZM108 182V181H107ZM114 182V181H112ZM139 182V181H138ZM155 182V181H154ZM193 182V180H192ZM191 182V183H192ZM71 183V182H70ZM84 183V182H83ZM88 183V184H89ZM94 183V182H93ZM92 183V184H93ZM96 183V182H95ZM106 183V182H104ZM156 183V182H155ZM230 183V184H232ZM73 184H74V181H73ZM99 184H100V181H99ZM102 184H100L102 186ZM109 184V183H108ZM106 185L105 187L108 188L109 185ZM229 184V185H230ZM14 185V184H13ZM53 185V184H52ZM91 185V184H90ZM89 185V186H90ZM171 185V184H170ZM187 185V184H186ZM68 186V185H67ZM74 186V185H73ZM95 186V185H94ZM19 187V185H18ZM96 187V186H95ZM104 187V189H105ZM128 187V186H127ZM140 187V185H139ZM142 187V186H141ZM8 188V187H6ZM21 189L23 187H20ZM59 189H56V190H60ZM69 188V186L67 187ZM102 188V187H101ZM129 188V187H128ZM131 188V187H130ZM257 188V187H256ZM26 189V188H24ZM61 189V191H62ZM94 189V188H93ZM111 189V188H109ZM113 189V188H112ZM121 189V188H120ZM124 188H122L121 190H123ZM138 189V188H137ZM234 189V190H233ZM249 189V188H248ZM3 190V189H2ZM67 190V189H66ZM70 190V189H69ZM68 190V192H69ZM82 190V189H81ZM89 190V189H88ZM108 190V189H107ZM106 190V191H107ZM152 190V189H151ZM191 190V189H190ZM193 190V189H192ZM231 190V189H230ZM5 191V188L4 190ZM23 191V189L21 190ZM20 191V192H21ZM26 191V190H25ZM60 191V192H61ZM73 191V190H72ZM93 191V190H92ZM100 191V190H99ZM229 191V190H227ZM258 191V190H256ZM24 192V191H23ZM60 192H58V194H60ZM64 191H62L63 193ZM66 191V193H68ZM105 192V190H104ZM111 192V193H109ZM112 190L108 191L107 193L110 194V197L112 196V199H113V195H112ZM120 192V191H119ZM144 192V191H143ZM187 192V191H186ZM190 192V191H189ZM4 193V192H3ZM35 193V194H34ZM33 194L36 195V192H34ZM39 193V192H38ZM41 193V192H40ZM39 193V194H40ZM65 193V194H66ZM87 193H90V192H87ZM105 193V194H107ZM153 193V192H152ZM257 193V192H256ZM262 193V192H261ZM69 194V193H68ZM67 194V195H68ZM73 194V193H72ZM76 194V193H75ZM83 194V193H82ZM95 194V193H94ZM117 194V193H116ZM129 194V193H128ZM142 194V193H141ZM146 194V193H145ZM1 195V194H0ZM5 195V194H4ZM27 195V194H26ZM182 195V194H181ZM187 195V194H186ZM191 195V194H190ZM258 195V193H257ZM25 196V195H24ZM29 196V197H28ZM27 197L30 199V196L31 194H29ZM33 196V195H32ZM41 196V195H40ZM44 196V195H43ZM56 196V198H55ZM61 196V195H60ZM69 196H71L69 194ZM87 196V195H86ZM92 196V195H91ZM105 196V195H104ZM140 196V195H139ZM255 196V195H254ZM19 197V196H18ZM23 197V196H22ZM26 197V199H27ZM34 197V196H33ZM42 197V196H41ZM45 197V196H44ZM68 197V196H66ZM64 196L63 200H68ZM89 197V196H88ZM87 197V198H88ZM117 197V196H116ZM167 197V196H166ZM69 198V197H68ZM72 198V196H71ZM69 198V199H71ZM75 198V197H74ZM109 198V196H108ZM108 198H106L108 200ZM127 198V197H126ZM162 198V197H161ZM185 198V197H184ZM25 199V198H24ZM22 198V200H24ZM37 199V198H36ZM43 199V198H42ZM62 199V198H61ZM86 199V198H85ZM110 199V198H109ZM116 199V198H115ZM121 199V198H120ZM124 199V198H123ZM147 199V198H146ZM157 199V198H156ZM175 199V198H174ZM183 199V198H182ZM21 200V201H22ZM38 200V199H37ZM37 200L35 199H32L31 200H26L24 202H19L18 201V205H19V208H20V214H19V218H17L15 220V222H12L13 220H9L8 221V228L10 230V237L7 235H5V238L9 244H11L12 247H8L7 244L6 246L7 247H3L2 246V250H1V258L2 260L0 261V264H67L69 259L67 257V255H69V251H68V247L69 245H71L72 243H78L77 245L80 246V244H85V246L89 245L87 244V240H91L93 238L89 237L88 235L86 234H83V232L81 234H73V235H69V234H65V236L63 237V241H60L61 242V245L60 246H56V244H52L53 242L48 240V241H45V237L42 238L40 235L39 236H36L38 235L35 234L36 231L33 233V229H35V222L32 221V217L35 215L34 213H37L38 211H36L37 209V204L39 203V206L42 205V203L45 201L44 199L42 200V203L41 202H38ZM114 200V199H113ZM117 200V199H116ZM118 200H119V196H118ZM169 200V199H168ZM256 200V199H255ZM254 200V201H255ZM64 201V202H65ZM85 201V200H84ZM89 200H87L86 202H88ZM108 201H111L108 200ZM107 201V202H108ZM121 201V200H120ZM220 202V205H219V202ZM47 202V201H46ZM60 202V203H61ZM63 202V203H64ZM67 202V201H66ZM112 202V201H111ZM117 202V201H116ZM115 202V204H116ZM176 202V201H175ZM218 202V204H217ZM41 203V204H40ZM76 203V202H75ZM105 203V202H104ZM232 203V204H233ZM1 204V203H0ZM16 204V203H15ZM110 204V203H109ZM143 204V203H142ZM236 204V203H235ZM247 204V203H246ZM16 205V206H18ZM78 205V204H77ZM150 205V204H149ZM148 205V206H149ZM218 206L217 208L220 209L221 211H217V213H214L213 211H210V208L213 207V206ZM238 205V203H237ZM253 205H254V202H253ZM43 206V205H42ZM84 206V205H83ZM145 206V205H143ZM151 206V205H150ZM161 206V205H160ZM5 207V206H4ZM117 207V206H115ZM124 207V206H123ZM180 207V206H179ZM188 207V206H187ZM18 208V209H19ZM56 208V207H55ZM73 208V207H72ZM91 208V207H90ZM93 208V207H92ZM91 208V209H92ZM121 208V207H119ZM178 208V207H177ZM186 208V207H185ZM194 208V207H193ZM217 208L215 210H217ZM232 208V207H230ZM77 209V207H76ZM107 209V208H106ZM116 209V208H115ZM140 209V208H139ZM214 209V207H213ZM251 209V208H250ZM254 209V208H253ZM15 210V209H14ZM38 210V209H37ZM111 210V209H109ZM130 210V209H129ZM175 210V209H174ZM230 210V209H228ZM6 211H7V207H6ZM18 211V210H17ZM36 211V212H35ZM125 211V210H124ZM231 211V210H230ZM247 211V210H246ZM60 212V211H59ZM79 212V211H78ZM77 212V213H78ZM86 212V211H85ZM90 212V211H89ZM208 213V216L207 218L205 217V214ZM229 212V211H228ZM227 212V213H228ZM70 213H73V212H70ZM88 213V212H87ZM102 213V212H101ZM189 213V212H188ZM239 213V212H237ZM176 214V213H175ZM230 214V213H229ZM76 215V214H75ZM127 215V214H126ZM217 215V219L216 216ZM233 215V214H232ZM240 216V214H237V216ZM244 215V214H243ZM60 216V215H59ZM175 216V215H174ZM236 216V215H235ZM236 216V217H237ZM238 216V217H239ZM91 217V216H90ZM106 217L105 216V213L103 215V218ZM110 217V216H109ZM107 216L106 219L109 218ZM152 217V216H151ZM155 217V216H153ZM157 217V216H156ZM228 217V216H227ZM231 217H234V216H231ZM236 217L234 218V220L236 219ZM12 218V217H11ZM34 218V217H33ZM69 218V217H68ZM75 218V217H74ZM102 218V220H104ZM133 218V217H132ZM184 218V217H183ZM225 218V219H224ZM240 218V217H239ZM63 219V218H62ZM76 219V218H75ZM94 219V218H93ZM111 219V217H110ZM109 219V220H110ZM118 219V218H117ZM134 219V218H133ZM137 219V218H136ZM146 219V218H145ZM242 219V218H241ZM244 219V218H243ZM34 220V219H33ZM113 220V219H112ZM115 220V219H114ZM119 220V219H118ZM117 220V221H118ZM152 220V219H150ZM149 220V221H150ZM233 221V218L230 219ZM229 220V221H230ZM238 220V219H237ZM235 220V222L237 221ZM240 220V219H239ZM239 220L237 222H239ZM248 220V219H247ZM251 220V219H250ZM257 220V218H256ZM264 220V219H263ZM78 221V220H77ZM91 221V220H90ZM116 221V220H115ZM106 221L103 222L102 224V229H106L108 226L109 227H112L113 228V231H112V236L109 240H107V236L103 239V246L101 247L102 249V252H103V257L100 258H97L95 259V251L94 253L92 252H88L89 248L92 249V246L88 248H85L84 246H80L84 249H86L87 251L83 250L82 248V251H85V254H86V258H82V260H84L83 262H81L80 264H125L124 262H126V264H148L150 262V258L149 256L154 253L152 252H148L146 247L144 246H140L138 247L141 242L140 241H137V247L136 248V245L134 246V243L136 240L138 239H134V240H129L131 242H129L128 240V243H126L127 241L125 240V237H124V232L122 233V231H117L116 229H118L122 226L120 225H126V224H115L114 223H117V221ZM146 221V220H145ZM228 221V222H229ZM80 222V221H79ZM96 222V221H95ZM100 222V221H99ZM98 222V223H99ZM123 222V221H122ZM137 222V221H136ZM148 222V221H147ZM146 222V223H147ZM231 222V221H230ZM229 222V223H230ZM234 222V221H233ZM234 222V224H235ZM237 226L238 224H241V222H245V221H241L239 223H237ZM13 223V224H12ZM39 223V222H38ZM97 223V222H96ZM102 223V222H101ZM144 224V222H142ZM246 223V222H245ZM76 224V223H75ZM88 224V223H87ZM92 224V223H91ZM95 224V223H94ZM112 224L114 226H112ZM138 224V223H137ZM141 224V223H140ZM150 224H153V223H147L148 227H146L147 229L149 228ZM155 224V222H154ZM153 224V225H154ZM226 224V223H225ZM232 224V222L230 223ZM37 225V224H36ZM68 225V224H67ZM100 225V224H99ZM129 224H127L126 226L128 227ZM131 225V224H130ZM133 225V224H132ZM131 225V227H132ZM142 225V224H141ZM157 225V224H156ZM176 225V223H175ZM206 225L208 227H206ZM218 225V224H216ZM245 225V224H244ZM259 225V224H258ZM39 226V224H38ZM125 226V227H126ZM145 224L142 227H144ZM224 226L221 225V227ZM226 226V225H225ZM235 226V225H234ZM246 226V225H245ZM99 227V226H97ZM96 227V228H97ZM108 227V228H109ZM126 227V229H128ZM130 227V229H131ZM189 227V226H188ZM220 227V226H219ZM218 227V228H219ZM243 227V226H242ZM241 227V228H242ZM67 228V227H66ZM101 228V227H100ZM152 228V227H151ZM215 228L218 230L219 234L221 235V238L222 240H220L221 242H218L217 238L215 237H218L217 236V230H215ZM225 228V227H224ZM223 228V229H224ZM227 228H231L229 227L228 223H227ZM232 228H233V224H232ZM231 228V229H232ZM238 228H240L238 226ZM240 228V229H241ZM260 228V227H259ZM86 229V228H85ZM100 229L102 232L104 230ZM111 229V228H110ZM125 229V228H124ZM150 229V228H149ZM222 229V228H221ZM224 230V231H227V230ZM37 230V229H35ZM79 230V229H78ZM99 230V229H98ZM123 230V229H122ZM143 230V229H142ZM159 230V229H158ZM188 230V229H187ZM230 230V229H229ZM106 231V230H105ZM104 231V232H105ZM108 231V229H107ZM111 231V230H110ZM124 231V230H123ZM144 231V230H143ZM150 231V230H149ZM163 231V230H162ZM235 231V230H234ZM239 231V230H238ZM65 232V231H64ZM69 232V231H67ZM85 232V231H84ZM96 232V230H95ZM102 236H105V234H102ZM103 232V233H104ZM127 232V231H126ZM125 232V233H126ZM135 232V231H134ZM147 232V231H146ZM215 233V236L212 237L213 239H211L210 235L214 234ZM247 232V231H246ZM71 233V232H70ZM87 233V231H86ZM99 232H97L96 234H98ZM106 233V232H105ZM132 233V232H131ZM148 233V232H147ZM146 233V234H147ZM155 233V232H154ZM160 233V232H159ZM230 233V232H229ZM233 233V232H232ZM136 234V233H135ZM134 234V235H135ZM139 234V233H138ZM143 234V233H142ZM152 234V233H151ZM190 234V233H189ZM192 234V233H191ZM228 234V233H227ZM225 234V235H227ZM129 235V234H127ZM126 235V236H127ZM235 235V234H234ZM54 236V235H52ZM109 236V237H110ZM138 236V235H137ZM198 236V237H197ZM208 236H209V240H208ZM213 236V235H212ZM61 237V236H60ZM90 239H89V238ZM131 237V236H130ZM129 237V238H130ZM134 237V236H133ZM146 237V236H145ZM155 237V236H154ZM47 238V237H46ZM50 237L48 236V239ZM53 238V237H52ZM55 238V237H54ZM59 238V237H58ZM62 238V237H61ZM140 238V237H139ZM144 238V237H143ZM219 238V237H218ZM232 238V237H231ZM98 239V238H96ZM102 240V237L100 238ZM151 239H153V237H151ZM191 239V238H190ZM217 239V240H216ZM241 239V240H240ZM61 240V239H60ZM141 240V239H140ZM147 240V239H146ZM162 240V239H161ZM187 240V239H186ZM226 240V239H225ZM4 241V240H3ZM50 241V243H49ZM59 241V239H58ZM57 241V242H58ZM143 241V240H141ZM150 241V240H149ZM155 241V240H154ZM184 241V240H183ZM218 243H217V242ZM101 242V241H100ZM146 241H143V243H145ZM188 242V241H187ZM80 243V244H79ZM151 243V242H150ZM154 243V242H153ZM220 243V244H219ZM241 243V244H240ZM263 243V242H262ZM87 244V245H86ZM146 244V243H145ZM59 245V244H58ZM75 245V244H74ZM75 245V247L77 246ZM100 245V244H99ZM102 245V244H101ZM143 245V244H141ZM149 245V243H148ZM72 246V245H71ZM78 246L76 247L78 249ZM154 246V245H153ZM183 246V245H182ZM191 246V245H190ZM73 247V246H72ZM99 247V246H98ZM166 247V246H165ZM75 248V249H76ZM180 248V247H179ZM71 249V248H70ZM74 249V248H73ZM70 250V251H75L74 250ZM76 249V250H77ZM90 249V250H91ZM161 250L164 249L163 247L160 248ZM159 249V250H160ZM226 249V251H227ZM94 250V249H93ZM160 250V251H161ZM96 251H97V248H96ZM152 251V250H150ZM163 253H164V250H162ZM166 251V250H165ZM179 251V250H178ZM225 251V250H224ZM223 251V252H224ZM158 252V251H157ZM168 252V251H167ZM166 252V253H167ZM221 252V251H220ZM72 253V252H71ZM76 253V251H75ZM148 253H151L149 256H148ZM160 252L158 253H155L157 254V256L159 255ZM162 253V254H163ZM84 254V255H85ZM99 254H100V251H99ZM161 254V253H160ZM214 254V255H215ZM221 254V253H220ZM71 255V254H70ZM74 255V253H73ZM82 255V254H81ZM80 255V256H81ZM83 255V256H84ZM165 254H163L164 256ZM179 255V254H178ZM160 257H163L161 255H159ZM158 256V258H160ZM72 257V255H71ZM70 257V258H71ZM82 257V256H81ZM85 257V256H84ZM98 257V256H97ZM152 257V256H150ZM165 257V256H164ZM163 257V259H165ZM167 257V255H166ZM177 257V256H176ZM202 257V258H201ZM212 257V256H211ZM214 257V256H213ZM228 257V256H227ZM73 258V257H72ZM71 258V259H72ZM119 260H118V259ZM157 258V260H158ZM178 258V257H177ZM75 259V258H74ZM78 259V258H77ZM194 259V258H193ZM208 259V262H211L212 259L209 260ZM214 259V258H213ZM225 259V258H224ZM67 260V261H66ZM80 259V261H82ZM160 260V259H159ZM168 260V259H167ZM166 260V262H167ZM205 261V259H203ZM202 260V261H203ZM248 261V259H246ZM155 261H156V257H155ZM203 261V262H204ZM231 261V260H230ZM79 262V261H78ZM153 262V261H152ZM171 262V261H170ZM192 262V260H191ZM224 262V261H223ZM222 262V264H223ZM156 263V262H155ZM163 263V260L162 262ZM169 263V260L168 262ZM188 263V262H187ZM205 263V262H204ZM207 263V262H206ZM212 264H214V262L212 261L211 262ZM70 264V263H69ZM163 264H166V263H163ZM171 264V263H170ZM193 264V263H192ZM210 264V263H209ZM217 264V261L216 263ZM219 264V262H218ZM221 264V263H220ZM261 264V263H260Z\"/></svg>",
  "mask_w": 264,
  "mask_h": 264
},
{
  "label": "rangeland",
  "instance_id": "2",
  "mask_svg": "<svg viewBox=\"0 0 264 264\" xmlns=\"http://www.w3.org/2000/svg\"><path fill=\"white\" fill-rule=\"evenodd\" d=\"M32 0H24V2H23V4L21 3V4H19V5H17V6H15V7H9V8H7V10H6V14L5 15H7V17H9V19L8 20H10V18H12L13 17V19H14V17H15V19L14 20H17V21H19L20 22V17L25 13V11H28L27 12V14H24L23 16H25L24 18H29L30 16H31V8H33V6L31 7V6H29V5H31V3H34L33 1H35V0H33L32 2H31ZM83 1V0H82ZM103 1V0H102ZM106 1H108V2H106ZM112 1V2H114V3H110V2ZM145 1H147L146 3L147 4H150L151 5V13H150V5H147L146 3H145ZM176 2H178L177 0H175ZM183 1V3L185 2V1H187L188 2V7H189V5L192 3V1L193 0H182ZM203 0H201V2H202ZM225 1H228L229 2V0H221V2L224 4V2ZM232 0H230V2H231ZM115 2H117V3H115ZM123 2V3H122ZM159 2H160V4H159ZM164 2V7H163V3ZM165 2H166V4H165ZM204 2V3H203ZM202 3H203V5H202V7H203V11H201L200 12V14H198V17L196 18V22H197V20H198V18H199V16H201L202 14H206L207 15V13H208V8H209V11H211L212 12V10H213V8H212V4L214 3V0H206V1H203ZM206 2H207V5H208V8H207V5H206ZM212 2V3H211ZM30 3V4H29ZM107 3H109V4H107ZM119 3V4H118ZM133 3H134V6H133ZM139 3V4H138ZM145 3V4H144ZM169 3H170V7L172 8V3L171 2H169V0H164V1H158L157 0V2L155 1V0H105V2H102L101 3V7H97V8H99L98 10H96V12L98 13L99 11H100V14L98 13V15H100V16H98L99 18L101 17H103L104 19H102V21H101V18H100V20H99V18L97 19V24L99 23V25H100V22H101V24L102 25H98L97 26V24H96V26H95V28H94V26H89L91 29L92 28H94L95 30H93V32L94 33H96V34H94L93 32H92V34L91 35H89V37L87 38V39H84V41H83V43L84 42H86V43H90V42H92V43H90L91 45L92 44H97V42H99V41H97V40H100V44L102 45V43H104V42H107V43H104L105 45H102V49H103V47L105 46V49L103 50L105 53H103V51L102 52H100L99 53V55H98V57H100L101 58V56H102V58L100 59L99 58V60H100V63H104V61L106 60V59H110L111 57L113 58L112 60H111V63H112V69H113V71H111V73H109V74H107L106 76H102V79H100V78H98V75L96 76V74H91L90 75V77H88V79L89 78H91L92 79V81L94 80V78L95 77H97V79L96 80H94L92 83H93V85L91 84L90 85V79L88 80L87 79V83H89V84H87V86H86V88L84 87L83 88V90L81 89L80 90V93L79 92H77V94H73L74 95V97H73V102L71 101V103H73L74 104V106L75 107H73L72 109L73 110H69V109H67V106H69V105H67V106H62L60 103H54V107H57V110H58V108H59V106H60V108H59V111H55L56 110V108H53L52 106L51 107H49L50 109H53V111H54V113H53V115L55 114V113H59V112H61V113H59V114H62V115H60V117H58L59 115H55V116H57V118L55 117H52V114L50 115L49 113H52L53 111L51 110V112H50V109L48 108V106H47V103H48V105L50 106V104L51 103H49L50 102V100L55 96H51V98H47L46 99V102L45 103H41L42 101L41 100H45V98H42L41 97V95L43 94V92L41 93H38L37 95H38V97H37V95H36V97H35V99L36 98H38V99H36V100H38V101H36V103L38 102V104L39 105H41V106H36V105H38V104H36L35 103V106L33 107V109L32 110H34V111H32V110H30L28 107H22L21 105H20V103H19V100L17 101L18 102V104H17V102L14 104L13 102H10L9 100H8V98L6 97V96H4V95H6L5 93L6 92H4L6 89H4L5 87H3L4 85L7 87V86H9V85H14V86H16L17 87V84H16V82L17 81H19L20 82V78L24 81L26 78V80H28L30 77H31V75H29V73H30V71L29 72H27V73H25V74H22V76H19L20 75V72L22 71V69L24 68H22L21 69V71L20 72H17L12 78H11V75H9V76H7L5 79L6 80H2V81H0V83H2L1 85H3V86H0V91H2V92H0V96H1V98H0V108H1V112L0 113H2V110L4 109V111H3V113H4V115H3V113H2V115L0 114V121H2L4 118H7V116H8V114H9V116L11 117H9L8 116V119L10 120H12V119H14V118H16V117H19V116H22V117H20L19 119L21 120L22 119V121H25V120H28V119H26L27 117H26V114H27V116H28V118H30V119H32L33 117L35 118V117H37L38 116V118H33L34 120H36L37 121V123H41L42 122V124H44V123H46L45 122V120L47 121V119L49 118V120L48 121H51V123L53 124V125H51V128H50V135L52 136L51 137V139L52 138H54V136L56 135V133L57 132H59L60 130H61V127H63V125H66V124H68V125H70L71 126V128H70V131H73V134L74 135H72L71 134V132L70 131H68V133L69 134H71V135H69V134H67V135H69V137H73V138H75L76 140H79V142L81 143V145H79L80 143L78 142V145H79V148H78V145L77 146H75V148H78L80 151H75V150H78V149H75L74 151H75V153H77L76 155H78V152L80 153L81 152V150L83 151L84 150V147L83 146H85L86 145V143H85V138H86V136L88 135V132L90 133L89 135H88V137H90V136H92V134H93V131L92 130H94V132L97 134H95V138H94V135L90 138L91 139V142L92 143H90L89 144V149L88 148H85V149H87V150H85V153L83 154V156H78L80 159H82L81 160V168L78 170V168H79V166H78V168H76L74 165L72 166V162L70 161V164H69V166H70V168L71 167H74V168H71L70 169V171H69V173L71 174V176H72V178L71 177H69V173H68V177L70 178L69 180H68V182H67V185L69 186V188H67L68 186L65 184V187H66V189L63 187V189L62 188H60L59 186L61 185V184H59L60 182V179H59V175H56L57 177H58V179H57V177H54V179H52V181H51V183H47V186L49 185H51V188H53V190H54V195H57V197L58 198H60V200H62V202L61 201H59L58 203H52L53 201H48V199H45L46 198V194H47V191H45V190H43L44 192H42V191H40V190H38V189H36L35 191L33 190V193L34 192H36V195H34L31 191H29L30 189H28L27 190V186H26V183L22 180L23 179V177H24V175H22V174H20V176L19 177H22V179L21 178H18V182L17 181H10L9 182V184H7V186H5V187H0V254H1V250H2V246L3 247H12L11 246V244H9L7 241H5L6 240V238H5V235H7L8 234V236L10 235V230H9V228H8V221L11 219V220H13L12 222H15V220L17 219V218H19L18 216H19V214H20V208H19V205H18V201L21 203V202H24V201H28V200H31V198L32 199H35V200H37L38 202H41L42 203V200L44 199L45 201L42 203V205L41 206H39V203L37 204V209H36V211H38L37 213H34L35 215L32 217V221H34L35 222V226H37V227H35V229H37V230H35V229H33V233L36 231V233L35 234H37L38 233V235H36V236H43L42 238H44L45 237V241H48V240H50V241H52L53 243L52 244H56V246H60L61 245V242L60 241H63L62 239H63V237L65 236V234L67 233V234H69V235H73V234H81L82 232H83V234H86V235H88L89 237H91L92 235V237L91 238H93V239H91V240H87L88 242H87V244H89V245H87V246H85V244H80V246H84L85 248H87V250H88V248L89 247H91L92 246V249L91 248H89V250H88V252L90 251L91 253L93 252L94 253V251H95V259H97V258H99V256H100V258L101 257H103V252H102V249H101V247L104 245L103 244V241L105 240L104 238L107 236V240H109L112 236H110V235H112V231H113V228L112 227H107L106 229H102V224H103V222H105V220L106 221H109V222H111V221H117L118 219V221H117V223H114V225L115 224H129L128 225V229H126V227L124 226V225H120V226H122L121 227V229H120V227L118 228V229H116L117 231H122V233L124 232V237H125V240L127 241L128 239L129 240H136V239H138V240H134L135 242H133L134 243V246L136 245V248H138V247H140V246H144V247H146V249H147V251L148 252H152V253H154L153 255L151 254V253H148V256L150 255V256H152V257H150L149 256V258H150V262L148 263V264H163V263H166V264H195V251H193V250H195V139L193 138V140H191V141H187L186 142V140L187 139H184L183 137L185 136V134H187V132L189 131V128L190 129H192L194 132H195V121H194V119H195V116H192L193 114V110H192V108H194L195 107V104H194V102H195V93L193 94V93H191V97L190 98H188V97H186V99L188 100V99H190V100H186L185 99V97H183V99L185 100V101H183V99H181V102H186V105H185V107L184 108H186L187 107V110L185 111L186 113L185 114H188V115H185L184 117L185 118H181L180 119V121H177L178 123V125H180V126H177V128L178 129H176L174 126V124H172V126H171V128H170V131H171V129L173 128V132L171 131H165V132H163V127L158 123L160 120L158 119V117H160V119H161V121H162V118H163V120L165 121V122H170V117H167V111H170V110H172V108L171 109H168V110H164L163 108H162V110L160 109L161 107L159 106L160 104H159V102H158V100L156 99V102H157V105L159 106H157L156 105V103L154 104V105H156V107L157 108H159L158 110L160 111V114L162 115V113H163V117L159 114L158 115V117H151L152 118V121H153V119H154V122H152L153 124L156 122V124H152V123H150L151 122V120H150V115L148 114V113H146V112H149V108H148V106H149V104H150V101H149V103H148V101H147V99L145 98L146 96H149V97H152V95L154 94L155 96H157V95H159L158 94V86L159 85H156V84H158L157 82V79H155L156 78V75H155V73L157 74V72H156V70L157 69H159V67L160 68H162V64H163V71H164V74L165 75H163L162 74V76L163 77H166V76H168L169 78H170V74L172 75V77H174L173 78V81H175L174 79H175V75H176V81H177V79H178V83H180V81L181 80H185V78L183 77V76H181L182 74H183V71H181V70H184L183 69V67H182V69L181 68H179L178 67V64H179V61H178V59H179V54H181L180 53V51L176 54L177 55V57H175V55H173L172 56V58H173V60H171L174 64H175V60L177 59V63L174 65L171 61L169 62V63H166V62H168V61H165L166 59H165V57L166 56H164V53L162 54V47H159V46H161V45H159V41L157 40V34H156V31H159V33H161V34H159L158 33V35H161L160 37H162L163 35V32L164 33H168L167 35H165V37L166 36H170L168 39L169 40H171V42H172V44H174V45H179V42L181 43V37H183V36H185V30H186V28H182V26H184V24L185 23H183L182 21H184L185 20V17L186 16H188V18L190 17V15H191V5H190V7L188 8L187 7V13L186 12H184V11H180V12H177L176 13V15H174L175 13H166V12H170V10H173V9H171V8H169ZM182 3V2H181ZM190 3V4H189ZM194 3V4H193ZM193 3H192V5H195V0L193 1ZM227 3V2H226ZM225 3V4H226ZM104 4V5H103ZM115 4V6H116V10H113L114 8L113 7H115V6H113V5ZM135 4H137V5H135ZM141 4V5H140ZM144 4V5H143ZM162 4V5H161ZM168 4V5H167ZM204 4H205V7H204ZM122 5V6H121ZM138 5H140L138 8L136 7V6H138ZM166 5V6H165ZM222 5V4H221ZM107 8H106V7ZM110 6H113V7H111L110 9H109V7ZM129 6V7H128ZM143 6L145 7L146 6V10L143 8ZM158 8H157V7ZM163 7V10H161V8ZM28 7H31V8H28ZM118 7V8H117ZM136 9H135V8ZM165 7H168L167 8V10H165L166 8ZM22 8V9H21ZM101 8V9H100ZM141 8V9H140ZM154 8H156V9H154ZM165 8V9H164ZM12 10V11H9V10ZM28 9H30V10H28ZM135 9V10H134ZM137 9H139V10H137ZM144 10V12H145V15H144V12H143V10ZM149 9V10H148ZM153 9V10H152ZM168 9H170L169 11H168ZM188 9H189V11H188ZM23 10H25V11H23ZM105 10V11H104ZM131 10H134V11H137L136 13H133V11H131ZM142 10V11H141ZM166 12H165V11ZM205 10V11H204ZM23 11V12H22ZM148 13H147V12ZM152 11H153V14H152ZM155 11V12H154ZM11 12V13H10ZM22 12V13H21ZM96 12H94V17H95V13ZM103 12V13H102ZM141 12H142V15H141ZM157 12V13H156ZM163 12V14H162V16L161 15H158V14H160V13H162ZM164 12H165V14H164ZM182 12H184L183 13V15H182ZM189 12V13H188ZM10 13V14H9ZM140 13V14H139ZM152 15V20L151 19H149L148 20V17L149 16H151L150 14ZM15 14V15H14ZM20 14H21V16H20ZM29 14H30V16H29ZM103 14V15H102ZM130 14H131V16H133V17H131L130 16ZM139 15V16H137L136 17V15ZM154 14H156L157 15V17H156V15H154ZM166 14H168V16L166 15ZM177 14H178V16L179 17H177ZM181 14V15H180ZM190 14V15H189ZM19 15V16H18ZM28 17H27V16ZM149 15V16H148ZM153 15H154V18H153ZM173 15H174V17L176 16L177 17V19H175L174 17H173ZM11 16V17H10ZM105 16V17H104ZM141 16V17H140ZM158 16H161L160 18L158 17ZM182 16V17H181ZM183 16H185V17H183ZM195 16V15H194ZM95 17V18H96ZM107 17V18H106ZM134 17H135V19H134ZM167 17V20L166 19H164V18H166ZM170 19H169V18ZM183 18V20L181 19V18ZM142 18V19H141ZM145 18V19H144ZM150 18V17H149ZM157 18V19H156ZM173 18V19H172ZM179 18V19H178ZM187 18V17H186ZM194 18V19H193ZM192 19H193V21H194V23H195V17H193ZM13 19H11L10 21H14ZM132 19H134V20H132ZM139 19H141L140 21L142 22H140L139 21ZM147 19V20H146ZM153 19H155V20H153ZM104 20V21H103ZM125 20V21H124ZM137 20V21H136ZM173 20H176V21H178V22H176V21H174V22H172ZM180 20H182L181 21V23L179 24V22H180ZM98 21H100V22H98ZM131 21V22H130ZM134 21V22H133ZM139 21V22H138ZM147 21V22H146ZM158 23H156V22ZM164 21V22H163ZM167 21V22H166ZM112 22V23H111ZM136 22H138V24L136 23ZM155 22V23H154ZM174 23L175 25H173L172 23ZM21 23V22H20ZM27 23H29V22H27ZM25 24V26L24 27H26L28 24ZM106 25L107 23V26L108 27H103V25L104 24ZM130 23H132V24H130ZM146 23H148V27H147V25L145 26V24ZM160 23V24H159ZM167 23V24H166ZM177 23V24H176ZM182 23H183V25H182ZM197 23H199V22H197ZM19 24V23H18ZM17 24V26H16V28H15V26H14V28L16 29V32H17V30H18V28L21 26V24L20 25H18ZM128 24V25H127ZM162 24H164L163 26H164V28H163V26H160V25H162ZM166 24V25H165ZM172 26H174L175 28H173V26L171 27L170 25ZM114 25V26H113ZM135 25V26H134ZM155 25V26H154ZM157 25V26H156ZM178 25L180 26V27H178ZM102 26V27H101ZM134 28H133V27ZM152 26V27H151ZM159 26L161 27V28H159ZM18 27V28H17ZM99 27V28H98ZM101 27V28H100ZM110 27V28H109ZM145 27V29H143ZM154 27V28H153ZM167 27V28H166ZM168 27H170L171 29H168ZM179 29H183L184 31L183 32H181L182 30H178V28ZM194 27H195V24H194ZM13 28V29H14ZM97 28V29H96ZM103 28V29H102ZM106 28H108V29H106ZM132 28V29H131ZM136 28V29H135ZM139 28V30H140V32L137 30ZM151 28H153V29H151ZM156 28H159V30L158 29H156ZM165 28H166V30H165ZM176 28H177V32L175 31L176 30ZM106 29V30H105ZM110 29H111V32H110ZM132 31H131V30ZM156 31H155V30ZM174 29V30H173ZM99 31V32H97V31ZM109 30V31H108ZM114 31V34H113V31ZM160 30H161V32H160ZM162 30H165V31H163L162 32ZM167 30H169L170 31V33L169 32H167ZM104 33H103V32ZM138 31V32H137ZM145 31H147L149 34H150V31H151V34H150V36L151 35H153L151 38H155V39H151L150 37V40H149V38H147V36L149 35L148 33H146ZM155 31V32H154ZM172 31H174V32H172ZM180 31V32H179ZM15 32V30H14V32L13 33H16ZM102 32V33H101ZM123 32V33H122ZM133 32V33H132ZM141 32H144V33H146L145 35H146V38L148 39H146L145 38V35H144V38L146 39V41H148V42H146L145 43V39L143 38L142 40L143 41H141V42H143V44L141 43H137V41L136 40H134V41H132L133 39V37L134 36H137L138 37V35L141 33ZM89 33H91V31L89 32ZM112 33V34H111ZM130 33H131V35H130ZM138 33V34H137ZM180 33H181V35H183V36H181L179 39H180V41H178L179 39L177 38V36H179L180 35ZM98 34H100V35H98ZM102 34H103V36H102ZM116 34V35H115ZM137 34V35H136ZM177 34H179V35H177ZM96 35V36H95ZM108 35V36H107ZM156 35V36H155ZM173 35V36H172ZM174 35H176V36H174ZM97 38H95V37ZM98 36V37H97ZM130 36H132V37H130ZM140 36V35H139ZM142 36H143V34H142ZM142 36H140L139 38H141ZM93 37V38H92ZM99 37H100V39H99ZM105 39H103V38ZM164 37V36H163ZM172 37V38H171ZM177 39H176V38ZM91 38V39H90ZM109 38V39H108ZM138 38V39H139ZM134 39H136V38H134ZM174 39H175V41H174ZM200 39H202L203 41H204V39L202 38V37H200L199 38V40ZM27 40V39H26ZM91 40V41H90ZM114 40V41H113ZM141 40V39H140ZM139 40V41H140ZM152 40V41H151ZM174 41V43H173V41ZM176 40H177V42L178 43H176ZM201 40V41H202ZM39 41V40H38ZM104 41V42H103ZM151 41V42H150ZM155 41V42H154ZM158 43H157V42ZM134 44V42H135V44H134V46H133V44ZM97 44V45H100V44ZM136 43L138 44V46H135L136 45ZM150 43L151 44H153V45H155V44H158V45H155L156 46V48H155V46H151L150 45ZM201 43L202 42H199V44H200V46L199 47H201ZM110 44V45H109ZM140 44V45H139ZM149 45L148 47H146V45ZM97 45H95V46H97ZM100 45V46H101ZM181 45V44H180ZM179 45V46H180ZM93 46V45H92ZM131 46V47H130ZM132 46L133 47H136V49L134 48H132ZM140 46H141V48H140ZM143 47V48H142ZM146 47V48H145ZM151 47H154V48H150ZM6 48V49H5ZM4 49L5 50H7V51H5V56L3 57V56H1L0 57V71H2V68H3V70H5L4 69V67L6 66L5 64H6V62L8 61V56H9V52H10V48H8L7 49V47H5ZM159 48V50L161 51H159L158 52V50H156V49H158ZM150 49V50H149ZM153 49H155L156 51H157V53H159V55L161 56H157L156 54L157 53H155V51L153 52L152 50ZM182 49V48H181ZM9 50V51H8ZM11 50H14V49H12L11 48ZM142 50H144L143 52H144V54H142L141 53V51ZM148 50V51H147ZM132 51V52H131ZM136 51H138V52H136ZM140 51V52H139ZM146 51L147 52H149V53H146ZM150 52H151V54H152V52L154 53L153 55H151L150 54ZM170 52H171V50H169V54H170ZM181 52H182V50H181ZM8 53V54H7ZM105 54V55H103V54ZM109 53V54H108ZM115 53V54H114ZM124 53V54H123ZM136 53V54H135ZM138 53V54H137ZM143 56V55H146V57H147V59H148V56H149V59L147 60L146 58H144L145 56H143V58L141 57V56H139L140 57V59H139V57H138V55H140V54ZM100 54H101V56H100ZM123 54V55H122ZM6 55H8V56H6ZM122 55V56H121ZM154 55H156V57L154 56ZM165 55H167V54H165ZM106 58H105V57ZM122 58H121V57ZM154 56V57H153ZM162 56L164 57L163 59L164 60H162L161 58H162ZM170 56H171V54H170ZM90 57H92V58H86L87 59V61H85V60H83V58L81 59V60H79V58L77 59V61L78 62H80L79 63V65L81 66L82 65V67L84 66V67H86V65L88 64V59L89 60H91V59H94L93 58V56H90ZM103 57L105 58V60L103 59ZM136 57H137V59H136ZM153 58L152 60L150 59V58ZM7 58V59H6ZM118 58V59H117ZM120 58V59H119ZM154 58H156L155 59V61H153L154 60ZM160 58V59H159ZM176 58V59H175ZM5 59V60H4ZM33 59V58H32ZM32 59H30L29 61H31ZM135 59L137 60V62L135 61ZM144 59V60H143ZM161 60V62H159V60ZM175 59V60H174ZM58 60L60 61V58H58ZM85 61V62H81V61ZM104 60V61H103ZM143 60V61H142ZM146 60V61H145ZM150 60V61H149ZM158 60V61H157ZM257 58L255 59V62L256 63H258V61L259 60H257ZM4 61H6V62H4ZM29 61H28V63H29ZM102 61V62H101ZM122 61V62H121ZM133 61H135V62H133ZM163 61V62H162ZM218 61H220V59H218ZM117 62V63H116ZM139 62H140V64H139ZM143 62V63H142ZM147 62V63H146ZM149 62H151L150 64V66L153 68V69H155V71L152 69V71L154 72V74H153V72L150 70V68H149ZM153 62H154V64H153ZM3 63H5V64H3ZM87 63V64H86ZM133 63L135 64V66L137 67H135L134 65H133ZM137 63L139 64V65H142V64H147L148 65V68H145V67H147L146 65H143V66H140L141 67V69H142V67L143 68H145V69H143V71L142 70H140V68H139V65H137ZM142 63V64H141ZM166 63V64H165ZM171 63V64H170ZM158 64V65H157ZM161 64V65H160ZM170 66H169V65ZM172 64H173V67H172ZM4 65V66H3ZM152 65H154V66H152ZM158 66V68H157V66ZM168 65V66H167ZM177 65V66H176ZM60 66H62V63H60ZM164 66H167L166 67V71L164 70L165 68H164ZM176 66V67H175ZM136 68V69H132V68ZM169 67V69L171 68V73H169V69H167ZM198 67H200V66H198ZM6 68V67H5ZM139 68V71L140 72H143L142 73V77H144L143 79H141L142 77H140L141 76V73L137 70ZM173 68V69H172ZM174 68H176V69H174ZM177 68H179L180 70H178ZM147 69H148V73H146L147 72ZM134 70L136 71H138L137 72V76H139L138 77V79H134V80H132V82H131V78L132 77H134V74H133V72H134ZM168 70V71H167ZM174 70V71H173ZM175 70H177V71H175ZM131 71H133V72H131ZM146 71V72H145ZM149 71H151V72H149ZM117 72V73H116ZM162 72V71H161ZM172 72H174V74L172 73ZM177 72V73H176ZM179 72H181V73H179ZM133 75H132V74ZM146 73V74H145ZM153 74V76L155 77H153L152 76V74ZM163 73V72H162ZM7 74V73H6ZM28 76H27V75ZM85 74V73H84ZM143 74H145L146 76H144ZM150 76H149V75ZM239 74V75H238ZM65 75H67V74H65ZM86 75V74H85ZM94 76V78H93V76ZM130 75H131V77H130ZM148 75V76H147ZM27 76V77H26ZM87 76V75H86ZM92 76V77H91ZM179 76V78H177ZM18 77H19V79H18ZM26 77V78H25ZM103 77H106V78H103ZM147 77V78H146ZM149 77H151L149 80H148V78ZM172 77H171V80H169V82L170 81H172ZM224 77V78H223ZM227 76L226 75H223L221 78H220V80L221 81H219V82H221V83H223L224 81H226L227 79ZM238 77V78H237ZM130 78V79H129ZM154 78V79H153ZM167 78V77H166ZM168 78V79H169ZM100 79V80H99ZM129 81H128V80ZM146 79H147V81H146ZM14 80H16V81H14ZM21 80V81H22ZM65 80L67 81V83L69 82V77H68V75L65 77ZM98 80H99V83H98ZM105 80V81H104ZM109 80V81H108ZM135 80H138V81H141V84H142V82H143V84L141 85L140 84V82H137V81H135ZM143 80V81H142ZM153 80H154V82H153ZM156 80V81H155ZM224 80V81H223ZM229 80L230 81H232V82H230L231 84H233V85H230V88L229 89H231L232 91H234V90H236V92H231V90L229 91V90H224V91H227V93L225 92V94L228 96V98H227V96H226V98L228 99V100H230V101H232L233 99L232 98H234L235 100L234 101H232V104L231 105H233L234 104V107L232 108V106H230L231 108L230 109H232V110H236V112L238 113V111L239 110H241V112L239 111V113H240V115H241V113H243V115H241L240 117L242 118V120L246 117L247 118V120L246 119H244V123H245V125H243V127H244V130H246V131H244V132H239V134H238V132H235V131H238L237 129H233V130H231L232 128L230 127L229 128V125L228 124H226L227 126L226 127H228L227 129L228 130H226V127H225V132L226 131H231V132H233V133H231V134H234V135H236V134H238V136H241L239 139H238V141H239V143L241 144H239V146H240V152H242L241 150L243 149L244 150V152H242V155L244 156V157H242L243 158V160H242V164L240 165V167H239V169L237 170V172L236 173H234V172H231V176H232V178L230 179V181H229V183H228V185L227 186H229L228 188L226 187V191H224L225 192V196L227 197V195L229 194L230 195V197H232V195L233 194H235V192L233 191L232 192V188L234 187V186H232V188H230V186L231 185H234L232 182L235 180V178H237V175L239 174V171L240 170H242V171H240L241 173H240V176L241 177H243V178H247L249 181H250V183L247 185V187L249 188H247V189H245L244 190V192L243 193H245V196H246V198H245V205H242V204H240L237 200H235V203H233L234 202V200L231 198V203H229L227 206L228 207H226V208H222L221 210L222 211H225L226 213H225V218L227 219V218H230V219H232L233 218V221L235 222V220H243V221H245L244 223L243 222H241V224H242V226L240 225V224H238V226L241 228H238V226H237V224H236V222L238 221H236L235 222V224H234V222L232 221V220H230L231 222H232V224H233V228H232V224H230L227 220L226 221H224V222H222L221 223V225H223L224 224V226H222L221 227V225H220V223H216V221H214L215 222V226L217 227V229H219V232H220V234H222L223 232V236H222V238H223V240H222V238H221V235L219 234V232H218V230L215 228V230H217V233L216 232H214V234H212V235H210V237H211V239H213L212 237H214L215 236V233L217 234V236H218V234H219V238L218 237H215V238H217L216 240L218 241V242H221L220 240H222V244L224 243V241H226L227 242V240L229 241V242H233V241H235V240H237L238 242H239V239H238V236H241L240 238L242 239H240L241 241V243H242V246H243V250H242V255H243V257H244V259H245V261H246V264H264V163H262L263 162V160L261 161V157H263L262 155V152L264 151L263 149H264V131H262L263 129H260V128H262V125L260 126L259 125V123H256V122H259L258 120L256 121L255 119H253L252 118V116H253V111H256L258 108H259V102H260V100H257L256 101V99H254V103H253V105L252 106H254V107H252V106H250V107H248L249 105L248 104H246V102H243L244 101V98H242L243 96V94H242V91L240 90V87H237V86H240V85H242V83L243 82H241V81H243V78L241 77V75H240V73H236V74H234V76L232 77V78H229ZM10 81L12 82V83H10ZM13 81H14V84H13ZM89 81V82H88ZM101 81V82H100ZM107 81V82H106ZM113 81V82H112ZM135 81V83H136V85H135V83H133ZM146 81V82H145ZM150 81H151V83H154L155 85H153V84H151L152 85V87L151 88H149V90H151V91H148L146 88L147 87H150L151 85H148L149 83H150ZM183 81H181V82H183ZM235 81V82H234ZM26 82V81H25ZM130 83V85H134V89H133V91H132V89H131V92L128 90L131 86L129 85V83ZM147 82H149V83H147ZM109 85H108V84ZM115 83H116V85H115ZM138 83V84H137ZM171 83H173V82H170L169 83V85H172ZM238 83V84H237ZM7 84H9V85H7ZM94 84H95V86H94ZM174 84V83H173ZM237 84V85H236ZM240 84V85H239ZM138 85V86H137ZM139 85H141V88H140V90H139V93H141L142 92V94H139V93H137L138 92V89H139ZM144 85V86H143ZM146 85V86H145ZM221 84L219 83V85L218 86H220ZM130 86V87H129ZM235 86V87H234ZM3 87V88H2ZM118 87H119V89L120 90H118ZM133 87V86H132ZM144 87H146V88H144ZM15 88V87H14ZM172 88V87H171ZM170 88V89H171ZM239 88V89H238ZM4 91H3V90ZM111 89V90H110ZM136 89V90H135ZM141 89H142V91H141ZM144 89V90H143ZM145 89H146V91H145ZM154 89V93L152 92V90ZM156 89V90H155ZM113 93L114 92V94H115V92H117V91H120L119 92V95H120V97H119V95H115V97H117V99H116V104H113V106H112V104H110V105H106V106H104V102H106V100L104 99V97H106L105 95H106V93L107 92H105V91H108V92H110V91ZM98 91H100V92H98ZM127 91V92H126ZM137 91V92H136ZM157 93H156V92ZM219 91V90H218ZM94 92V93H93ZM130 93V94H126V93ZM133 92H136L135 94L133 93ZM146 93V95H145V93ZM149 92V93H148ZM152 92V93H151ZM2 93V94H1ZM4 93V94H3ZM143 93H144V95H143ZM241 93V94H240ZM91 94V95H90ZM117 94H118V92H117ZM126 94V95H125ZM133 94H134V96H133ZM157 94V95H156ZM77 95V96H76ZM129 95H130V101L128 100V98H129ZM137 95V96H136ZM141 95V96H140ZM151 95V96H150ZM234 97H233V96ZM4 96V97H3ZM96 96V97H95ZM126 96H128V98L126 97ZM139 96L141 97V99H139ZM145 96V97H144ZM193 96H194V98H193ZM237 97V100H236V97ZM241 96V97H240ZM5 99H3V98ZM39 97H40V100H39ZM132 97H134L133 99H135L134 101L136 102V101H138V102H136V103H134V101L132 100ZM149 97H147L148 98V100H149ZM125 98V99H124ZM239 98V99H238ZM10 99V98H9ZM104 99V101H101V100H103ZM119 99V100H118ZM137 99V100H136ZM3 100V101H2ZM8 100V101H7ZM11 100H12V98H11ZM118 100V101H117ZM133 102H132V101ZM140 100V101H139ZM143 100V101H142ZM194 100V101H193ZM5 101V102H4ZM48 101V102H47ZM120 101V102H119ZM130 102V104H128L129 102ZM141 101H142V104H144V103H146V102H144V101H147V109H146V107H145V105H144V107L141 105ZM172 101H174L173 99H172ZM3 102V103H2ZM12 105H16V107L18 108L15 112L13 111V113H12V116L10 115V113H7V114H5V110L7 111V109H8V107H10V108H12L11 107V104ZM44 102V101H43ZM102 102V103H101ZM192 102V103H191ZM9 103V105L7 106V104ZM76 103V104H75ZM120 105H122V106H120ZM137 103H139V104H137ZM189 103V104H188ZM243 103V104H242ZM259 103V104H258ZM2 104V105H1ZM4 104H6L5 105V107L7 108H5V107H3L4 106ZM106 104V103H105ZM135 106H138V105H140V106H138L137 107V109H141L140 111L142 112L141 114H143L144 112H145V114H146V116H148V117H144L145 115H140V113L138 114V112H140L139 110H137L136 111V107H134V105ZM228 104H229V102H228ZM229 104V105H230ZM256 106H255V105ZM18 105H20L19 107H18ZM44 105H46V106H44ZM114 105H117L118 107H117V109L116 110H114V109H112V107H114ZM130 106V105H132V106H130V108L129 107H127V106ZM153 105V107H155ZM191 105L192 106H194V107H191ZM244 105V106H243ZM72 106V105H71ZM110 106V107H109ZM190 106V107H189ZM236 106H239V107H237L236 108ZM243 106V107H242ZM13 107H15V106H13ZM15 107V108H16ZM20 107H22V108H24V110H25V112H24V110L22 109V108H20ZM40 107V108H39ZM46 107V108H45ZM106 107V108H105ZM107 107H109V109L107 110ZM124 107V108H123ZM127 107V108H126ZM139 107H142V108H145V111L142 109V108H139ZM164 107V106H163ZM241 107V108H240ZM258 107V108H257ZM25 108H28L27 109V111L29 112H27L26 113V109ZM43 110H42V109ZM49 109V111H48V109ZM67 110H66V109ZM71 108V107H70ZM94 108V109H93ZM103 108H105L106 109V112L108 111V113L107 114H109V115H106V112H105V110L102 112V110H103ZM110 108H111V110H110ZM119 108L121 109V108H123V110H125V112L123 111L122 112V114L123 115H121V110H119ZM135 109V111H134V109ZM165 108V107H164ZM188 108H190V109H188ZM240 108V109H239ZM243 108H245V110H243ZM36 109H37V111H36ZM64 109V110H63ZM74 109H76V110H74ZM128 109V110H127ZM131 109V110H130ZM174 109V108H173ZM14 110V109H13ZM21 112H20V111ZM44 112L45 110H47V112H45V114L42 112V111ZM66 110V111H65ZM119 110V111H118ZM128 112H127V111ZM185 110V109H184ZM191 110V111H190ZM235 110H234V112H235ZM247 110V111H246ZM251 110V111H250ZM36 111V115L34 114V112ZM65 111V113H63ZM73 111V112H72ZM110 111H113L112 113H109ZM117 111V112H116ZM161 111H162V113H161ZM187 111H188V113H187ZM189 111H190V113H189ZM49 112V113H48ZM98 112V113H97ZM114 112H115V115H114ZM133 112H135V113H133ZM192 112V113H191ZM195 112V111H194ZM235 112V113H236ZM15 113H18V114H16V115H13V114H15ZM22 113V114H21ZM24 113H26V114H24ZM32 113H33V116H31L32 115ZM41 113H43V114H40ZM46 113H48V114H46ZM76 113V114H75ZM91 113V114H90ZM117 113V114H116ZM121 115H119V114ZM137 113V114H136ZM99 114H101V115H103V116H100ZM111 114H113L114 115V120L116 121H114L113 122V117H109ZM124 114H125V117H124ZM135 114V116H137V117H135L134 118V115ZM148 114V115H147ZM167 114V115H166ZM250 114H251V116H250ZM24 115V116H23ZM100 117H99V116ZM116 115H118V116H116ZM165 115V116H164ZM2 116H5V117H3L2 118ZM40 116V117H39ZM45 116V117H44ZM96 118H95V117ZM98 116V117H97ZM107 116V117H106ZM112 116V115H111ZM118 117L117 118V120H116V117ZM120 116V117H119ZM124 118H123V117ZM127 116V117H126ZM129 116V117H128ZM143 116V117H142ZM188 116V117H187ZM190 116H191V118H190ZM47 117V118H46ZM61 117H62V119H61ZM101 117H103V121H102V118ZM104 117H105V121H104ZM108 117L110 118V119H108ZM139 117H141V119H139ZM164 117L166 118V120L164 119ZM192 117H194V118H192ZM250 117V118H249ZM43 118H44V120H43ZM60 118V119H59ZM100 118V119H99ZM124 120H123V119ZM138 118V119H137ZM143 118V119H142ZM146 120H145V119ZM193 119V121L194 122H192V121H190L189 119ZM249 118V119H248ZM42 119V120H41ZM50 119H53V121L52 120H50ZM99 119V120H98ZM137 119V120H136ZM170 119V120H169ZM183 119V120H182ZM188 119V120H187ZM253 121H252V120ZM55 120V121H54ZM59 120V121H58ZM85 120V121H84ZM96 120V121H95ZM112 120V121H111ZM121 120H123V122L121 121ZM132 120V121H131ZM134 120H135V122L137 121L138 122V124H137V122L135 123L134 122ZM139 120V121H138ZM168 120V121H167ZM185 120H187V121H189L190 122V124L192 125V124H194L193 126H191V125H186L187 124V121H185ZM247 122H246V121ZM254 120H255V123L256 124H253L254 123ZM119 121V122H118ZM121 121V122H120ZM148 121V122H147ZM160 121V122H161ZM163 121V122H164ZM182 121V122H181ZM44 122V123H43ZM58 124H57V123ZM97 122H99V123H97ZM108 122V123H107ZM181 124H180V123ZM189 122H188V124H189ZM57 125H56V124ZM103 123H105V125H104V128L102 129V127H103ZM146 123V124H145ZM147 123H150L149 125L147 124ZM185 124V126H184V124ZM243 123V124H244ZM72 124V125H71ZM76 126H75V125ZM81 124H83V127H82V125ZM134 124H136V125H139V126H135ZM259 126H258V125ZM100 125H101V127H100ZM130 125V126H129ZM132 125H134V126H132ZM149 127H148V126ZM159 127H158V126ZM174 125V126H173ZM254 125V126H253ZM99 126V127H98ZM115 126L119 129V130H116L117 128H115ZM120 126V127H119ZM122 126V127H121ZM126 126V127H125ZM154 126V128H152ZM156 126V127H155ZM257 126V127H256ZM76 129H75V128ZM79 127V128H78ZM92 127H94L93 129H92ZM132 127H137V128H132ZM138 127H139V129H138ZM147 127L149 128V130L152 132V130H154L155 128H158V130L157 129H155V131H158V134H157V132H155V135L153 136V132H152V134H151V132L147 129ZM160 127H161V129H160ZM191 127H194V128H191ZM247 127V128H246ZM255 127H256V129H255ZM259 127V128H258ZM89 128V129H88ZM116 130V131H114V129ZM124 128V129H123ZM176 130H175V129ZM180 128V129H179ZM188 129V131L187 132H185L187 129ZM246 128V129H245ZM254 128V129H253ZM75 131H74V130ZM111 129V130H110ZM138 129V130H137ZM260 129V131H258ZM87 130H89V131H87ZM120 130H122L121 131V135H120ZM127 130V132L128 133H126L127 134V136H125L124 135V132ZM132 130V131H131ZM135 130V131H134ZM147 130H148V133L149 134H151V137H150V135L147 133ZM179 130V131H178ZM180 130L183 132L182 134H183V137H180V138H178V139H176L177 141H174V139H175V137H179V136H177V133L178 132H180ZM57 131V132H56ZM87 131V134L85 133ZM91 131H92V133H91ZM112 131V132H111ZM119 133H118V132ZM124 131V132H123ZM177 131V132H176ZM258 131V132H257ZM113 134L114 132L116 133H114L113 135V137H115L114 139H119V140H121V139H125L126 137L127 138H129V139H131L132 140V138L134 137L135 138V140H136V138H137V140L139 141L140 139V142L138 143V142H135V140H133L134 142V144L136 145H134V149H132L131 148V143H129L128 142V144H129V146H127V147H124V148H126V150L128 151L126 154L124 153L123 154V152L124 151H121L122 152V154H121V152H118V153H115V152H113L112 153V155H114L115 154V156H112L111 158H113V162H114V164H117L116 166L117 167H115L114 168V166H113V168L111 167V168H107V167H105V166H103L105 169H102V168H100L99 170H102V172H101V174H100V172H99V174H98V168H99V163H101V161H100V159L101 158H99L98 156H100L99 154H103V152H101V151H104V146L103 145H106V144H109L110 142L108 141V140H110V141H113L114 139H110V138H113L112 137V134ZM129 132H130V134H129ZM144 132H146V133H144ZM163 132V133H162ZM166 132H167V134H166ZM176 134H175V133ZM228 132H226L225 134L223 133V135H221V133L220 134H216L217 135V137L218 136H228ZM251 132H252V134H251ZM257 132V133H256ZM259 132H260V135L262 134V136H260V135H258L259 134ZM133 134V136H132V134ZM160 133V134H159ZM173 135H175V136H171L172 134ZM230 133H229V135H230ZM84 134H86V135H84ZM111 136H110V135ZM117 134H118V136H117ZM146 134V135H145ZM163 134V135H162ZM166 134V136L167 137H165L164 138V135ZM169 134V135H168ZM171 134V135H170ZM256 136H255V135ZM98 135H99V137H98ZM116 135V136H115ZM129 135V136H128ZM142 135V136H141ZM215 135V136H216ZM75 136V137H74ZM122 137V138H118V137ZM124 136V137H123ZM145 136L146 137H148L147 138V140L146 139H144L145 138ZM156 136V137H155ZM252 136V137H251ZM68 137V138H69ZM85 137V138H84ZM109 137V138H108ZM117 137V138H116ZM132 137V138H131ZM152 137H154V139L152 138ZM169 137H171V138H169ZM172 137H174L173 139H172ZM79 138V139H78ZM81 138H82V141H81ZM126 138V139H127ZM159 138V139H158ZM83 139H84V141H83ZM94 139V140H93ZM102 139V140H101ZM153 139V141H151ZM161 140V148H162V144H163V147H171L170 149H168V148H162V150L160 149V142H158V141H156V140ZM242 141H241V140ZM250 139V140H249ZM257 139V140H256ZM93 140V141H92ZM96 140V141H95ZM100 140V141H99ZM104 140H105V142H104ZM152 142V144H151V142ZM168 140V141H167ZM180 142H179V141ZM114 141H116V140H114ZM174 141V142H173ZM84 142V143H83ZM106 142H108V143H106ZM142 142V143H141ZM148 144V145H143V144H146V143ZM150 142V143H149ZM156 142H158V144L156 143ZM184 142V143H183ZM185 142H186V144H185ZM105 143V144H104ZM137 143V144H136ZM167 143V144H166ZM191 143V144H190ZM42 144V143H41ZM92 144V145H91ZM141 144V145H140ZM157 144V145H156ZM178 144V145H177ZM154 145V146H153ZM169 145V146H168ZM173 145H174V147H173ZM261 145V146H260ZM80 146H82V147H80ZM87 146V145H86ZM85 146V147H86ZM143 146V147H142ZM149 146V147H148ZM151 146V147H150ZM159 147V148H157V147ZM176 146V147H175ZM179 146V147H178ZM188 146V147H187ZM128 147H129V149H128ZM133 147V146H132ZM139 147V148H138ZM187 147V148H186ZM254 147V148H253ZM259 147H261V148H259ZM83 148V149H82ZM136 148H138V149H136ZM152 148H154L155 150H157V151H159V149H160V151H161V154H162V157H157V154L158 153H160V151L159 152H156L155 150H154V156L156 157V158H153V157H151V156H153L152 154H153V152L152 153H150L151 152V150L153 151V149ZM176 148V149H175ZM242 148V149H241ZM259 149V150H263L262 152L261 151H259V150H257V149ZM130 149L134 152L135 150L136 151H138L139 153H140V149H141V151L143 150V153L141 152V156H140V154L138 153V152H136L135 151V153H134V155H133V152H132V154L130 155ZM98 150H100V151H98ZM125 150V151H126ZM167 150H169V152H167L166 153V151ZM173 150V151H172ZM175 150V151H174ZM188 150V151H187ZM130 151V152H129ZM163 151H165V153L166 154H164V152ZM176 151H179V152H176ZM182 151V152H181ZM186 151V152H185ZM257 151V152H256ZM89 152V153H88ZM101 152V153H100ZM171 152V153H170ZM93 153V154H92ZM177 153V154H176ZM256 153V154H255ZM121 156H120V155ZM129 154V155H128ZM137 154V155H136ZM149 154H151V156L149 155ZM161 154H160V156H161ZM190 154V155H189ZM261 154V155H260ZM98 155V156H97ZM125 155V156H124ZM127 155H128V159H126L127 158ZM133 155V156H132ZM165 155H166V157H165ZM174 155V156H173ZM176 155V156H175ZM90 156V157H89ZM96 157V160H98L97 161V163H96V160L94 161L93 159H94V157ZM118 156V157H117ZM137 156V157H136ZM158 156H159V154H158ZM185 156V157H184ZM187 156V157H186ZM246 156V157H245ZM249 156V157H248ZM77 156H75L74 155V158H76ZM77 157V158H78ZM119 157H121L120 158V160H119ZM125 158L127 161H129V163L130 162H132V164H131V167H132V165H134V168L136 169L137 167H139L138 169L140 170H138V169H136V171H137V173H138V175H137V173H136V171L135 170H133V169H131L130 170V165H129V168H126V167H128V163L126 164V166H124V163H123V161H125V159H123V158ZM132 157V158H131ZM134 157H136L135 159H134ZM177 157V158H176ZM98 158V159H97ZM118 158V159H117ZM154 160H153V159ZM158 158H160V159H158ZM168 158V159H167ZM173 158V159H172ZM114 159H116V160H114ZM131 159H134L133 161L131 160ZM158 159V161H155V160H157ZM191 159V160H190ZM194 159V160H193ZM84 160V161H83ZM118 160V161H117ZM122 160V161H121ZM131 160V161H130ZM137 160H139V161H137ZM187 160H188V162H187ZM241 160V159H240ZM73 161V160H72ZM116 161H117V163H116ZM175 161H177V162H175ZM190 161V162H189ZM82 162H83V164H82ZM126 162V161H125ZM137 164H136V163ZM138 162H139V164H138ZM147 162V163H146ZM155 162V164H153V163ZM248 162V163H247ZM74 163V162H73ZM119 163V164H118ZM120 163H121V166H120ZM189 163V164H188ZM86 164V165H85ZM193 164V165H192ZM261 164V165H260ZM88 165V166H87ZM90 165V166H89ZM137 165V167H135ZM139 165V166H138ZM141 165V166H140ZM162 165H164V166H162ZM118 166H119V168H120V171H119V169H118ZM144 166V167H143ZM243 166V167H242ZM85 167V168H84ZM141 167V168H140ZM142 167H143V169H142ZM160 167V168H159ZM77 170H76V169ZM82 168L84 169V172H85V170H87L86 171V173H90L89 174V176L86 174V173H82L81 172V170H82ZM96 168H97V170H96ZM117 168V169H116ZM147 168V169H146ZM175 168V169H174ZM180 168V169H179ZM74 169V170H73ZM107 169H109V170H111V171H108ZM112 169H113V171L115 172H113L112 171ZM115 169V170H114ZM123 169H126V170H124V172H123ZM142 169V170H141ZM71 170H73V171H75V173L74 172H71ZM96 170V171H95ZM133 170V171H132ZM174 172H173V171ZM187 170V171H186ZM259 170V171H258ZM79 171V172H78ZM83 171V170H82ZM97 172V174L95 173V172ZM108 171V172H107ZM127 173H126V172ZM140 173H139V172ZM147 171V172H146ZM167 171V172H166ZM263 171V172H262ZM93 172H94V175L96 174V176L97 177H95L94 175H92L93 174ZM105 172H106V176H105ZM110 172V173H109ZM111 172H113V174L114 175H112L111 174ZM118 172H119V174H118ZM123 172V176H122V173ZM128 172H130V173H128ZM160 172V173H159ZM191 172V173H190ZM126 173V174H125ZM233 173V174H232ZM263 173V174H262ZM154 174V175H153ZM22 175V176H21ZM84 175H86L85 176V178L87 177L88 179H85L84 178ZM112 175V176H111ZM126 175V176H125ZM228 175V174H227ZM256 175V176H255ZM263 175V176H262ZM101 176V177H100ZM108 176V177H107ZM140 176V177H139ZM144 176V177H143ZM239 176V175H238ZM262 176V177H261ZM94 177V178H93ZM100 177V178H99ZM119 177V178H118ZM121 177V178H120ZM194 177V178H193ZM233 177H234V179H233ZM251 177V178H250ZM56 178V179H55ZM109 178V179H108ZM139 178V179H138ZM163 178V179H162ZM19 179L20 180H22L23 181V183H22V181L20 182L19 181ZM92 179H93V182H92ZM101 179V180H100ZM104 179H106V180H104ZM113 179V180H112ZM54 180H56V182H55V184H54ZM86 180H88V181H86ZM93 183H89L90 181ZM96 180H99L100 181V184H102V182L104 181V182H106V183H104L103 182V184H102V186L99 184V181L97 182ZM127 180V181H126ZM184 180H186V182L184 181ZM192 180H193V182H192ZM59 183H58V182ZM73 181H74V184H73ZM108 181V182H107ZM112 181H114V182H112ZM139 181V182H138ZM156 183H155V182ZM232 181V182H231ZM16 182L18 183V184H16ZM53 182V183H52ZM71 182V183H70ZM84 182V183H83ZM96 182V183H95ZM192 182V183H191ZM46 182H44V184H45ZM89 183V184H88ZM109 183V184H108ZM230 183H232V184H230ZM14 184V185H13ZM53 184V185H52ZM91 184V185H90ZM108 184L109 185V187L108 188H106L107 186L106 185ZM171 184V185H170ZM187 184V185H186ZM230 184V185H229ZM18 185H19V187H18ZM74 185V186H73ZM90 185V186H89ZM96 187H95V186ZM139 185H140V187H139ZM62 186V185H61ZM106 186V187H105ZM129 188H128V187ZM142 186V187H141ZM6 187H8V188H6ZM20 187H23L22 189H23V191H21L22 189L20 188ZM102 187V188H101ZM104 187H105V189H104ZM131 187V188H130ZM257 187V188H256ZM4 188H5V191H3L4 190ZM24 188H26V189H24ZM60 188V190H56V189H59ZM94 188V189H93ZM109 188H111V189H109ZM113 188V189H112ZM122 188H124L123 190H121ZM138 188V189H137ZM3 189V190H2ZM61 189H62V191H64L63 193H62V191H61ZM70 189V190H69ZM82 189V190H81ZM89 189V190H88ZM108 189V190H107ZM152 189V190H151ZM191 189V190H190ZM193 189V190H192ZM231 189V190H230ZM26 190V191H25ZM68 190H69V192H68ZM73 190V191H72ZM93 190V191H92ZM100 190V191H99ZM104 190H105V192H104ZM107 190V191H106ZM110 190H112L113 192H112V195H113V199H112V196L110 197V194H108L107 192L108 191H110ZM227 190H229V191H227ZM234 190V189H233ZM256 190H258V191H256ZM21 191V192H20ZM61 191V192H60ZM66 191L72 196V198H71V196H69V194L68 193H66ZM120 191V192H119ZM144 191V192H143ZM187 191V192H186ZM190 191V192H189ZM231 191V194L230 193H228L227 195H226V193L227 192H230ZM4 192V193H3ZM40 194H39V193ZM58 192H60V194H58ZM87 192H90V193H87ZM153 192V193H152ZM258 193V195H257V193ZM262 192V193H261ZM66 193V194H65ZM73 193V194H72ZM76 193V194H75ZM83 193V194H82ZM95 193V194H94ZM105 193H107V194H105ZM109 193H111V192H109ZM117 193V194H116ZM129 193V194H128ZM142 193V194H141ZM146 193V194H145ZM5 194V195H4ZM27 194V195H26ZM29 194H31V196H30V199L28 198L29 196ZM68 194V195H67ZM182 194V195H181ZM187 194V195H186ZM191 194V195H190ZM25 195V196H24ZM34 197H33V196ZM42 197H41V196ZM45 197H44V196ZM61 195V196H60ZM87 195V196H86ZM92 195V196H91ZM105 195V196H104ZM140 195V196H139ZM255 195V196H254ZM19 196V197H18ZM23 196V197H22ZM28 196V197H27ZM64 196L66 197V196H68L69 198H71V199H69L68 197H66L68 200H63V198H64ZM89 196V197H88ZM108 196H109V198L111 199V201H108V200H110L109 198H108ZM117 196V197H116ZM118 196H119V200H118ZM167 196V197H166ZM26 197H27V199H26ZM75 197V198H74ZM88 197V198H87ZM127 197V198H126ZM162 197V198H161ZM185 197V198H184ZM229 197V196H228ZM227 197V198H228ZM22 198L24 199V200H22ZM37 198V199H36ZM43 198V199H42ZM55 198H56V196H55ZM62 198V199H61ZM86 198V199H85ZM106 198H108V200L106 199ZM117 200H116V199ZM121 198V199H120ZM124 198V199H123ZM147 198V199H146ZM157 198V199H156ZM175 198V199H174ZM183 198V199H182ZM169 199V200H168ZM256 199V200H255ZM22 200V201H21ZM85 200V201H84ZM87 200H89L88 202H86ZM121 200V201H120ZM255 200V201H254ZM47 201V202H46ZM65 201V202H64ZM108 201V202H107ZM117 201V202H116ZM176 201V202H175ZM61 202V203H60ZM64 202V203H63ZM76 202V203H75ZM105 202V203H104ZM115 202H116V204H115ZM219 202V201H218ZM218 202H217V204H218ZM253 202H254V205H253ZM16 203V204H15ZM40 203V204H41ZM110 203V204H109ZM143 203V204H142ZM233 203V204H232ZM237 203H238V205H237ZM247 203V204H246ZM78 204V205H77ZM151 206H150V205ZM16 205H18V206H16ZM84 205V206H83ZM143 205H145V206H143ZM149 205V206H148ZM161 205V206H160ZM219 205H220V202H219ZM5 206V207H4ZM115 206H117V207H115ZM124 206V207H123ZM180 206V207H179ZM188 206V207H187ZM6 207H7V211H6ZM56 207V208H55ZM73 207V208H72ZM76 207H77V209H76ZM92 209H91V208ZM119 207H121V208H119ZM178 207V208H177ZM186 207V208H185ZM194 207V208H193ZM213 207H214V209H213ZM213 207H211L210 208V210H209V212L210 211H213L214 213H217V211L219 212V211H221L220 209H218L219 207L218 206H213ZM218 207V208H217ZM230 207H232V208H230ZM19 208V209H18ZM107 208V209H106ZM116 208V209H115ZM140 208V209H139ZM217 208V210H215ZM251 208V209H250ZM254 208V209H253ZM15 209V210H14ZM109 209H111V210H109ZM130 209V210H129ZM175 209V210H174ZM228 209H230V210H228ZM18 210V211H17ZM125 210V211H124ZM247 210V211H246ZM35 211V212H36ZM60 211V212H59ZM79 211V212H78ZM86 211V212H85ZM90 211V212H89ZM229 211V212H228ZM70 212H73V213H70ZM78 212V213H77ZM88 212V213H87ZM102 212V213H101ZM189 212V213H188ZM209 212H207L206 214H205V217L207 218V216H208V213ZM228 212V213H227ZM237 212H239V213H237ZM104 213H105V216L106 217H104L103 218V215H104ZM176 213V214H175ZM230 213V214H229ZM76 214V215H75ZM127 214V215H126ZM233 214V215H232ZM237 214H240V218L237 216ZM244 214V215H243ZM60 215V216H59ZM175 215V216H174ZM237 217H236V216ZM91 216V217H90ZM107 216L109 217H111V219H110V217L108 218V219H106L107 218ZM152 216V217H151ZM153 216H155V217H153ZM157 216V217H156ZM216 216V218L215 219H217V215H215ZM228 216V217H227ZM231 216H234V217H231ZM12 217V218H11ZM17 217V218H16ZM69 217V218H68ZM76 219H75V218ZM134 219H133V218ZM184 217V218H183ZM236 217V219L234 220V218ZM63 218V219H62ZM94 218V219H93ZM102 218L104 219V220H102ZM118 218V219H117ZM137 218V219H136ZM146 218V219H145ZM224 218V219H225ZM242 218V219H241ZM244 218V219H243ZM256 218H257V220H256ZM34 219V220H33ZM110 219V220H109ZM113 219V220H112ZM115 219V220H114ZM150 219H152V220H150ZM248 219V220H247ZM251 219V220H250ZM78 220V221H77ZM91 220V221H90ZM146 220V221H145ZM150 220V221H149ZM240 220H239V222H240ZM80 221V222H79ZM97 223H96V222ZM100 221V222H99ZM115 221V222H116ZM123 221V222H122ZM137 221V222H136ZM149 223H153L154 224V222H155V224L153 225V224H150V226H149V228L147 229L146 227H148V225H147V223L148 222ZM39 222V223H38ZM99 222V223H98ZM102 222V223H101ZM142 222H144V224H145V226L144 227H142L141 228V226H143L144 224L142 223ZM147 222V223H146ZM239 222H237V223H239ZM76 223V224H75ZM88 223V224H87ZM92 223V224H91ZM95 223V224H94ZM138 223V224H137ZM142 225H141V224ZM175 223H176V225H175ZM226 223V224H225ZM227 223H228V225H229V227H231V228H227L226 229V227H227ZM13 224V223H12ZM37 224V225H36ZM38 224H39V226H38ZM68 224V225H67ZM100 224V225H99ZM132 225V227H131V225ZM157 224V225H156ZM216 224H218V225H216ZM246 226H245V225ZM259 224V225H258ZM113 224H112V226H114ZM226 225V226H225ZM235 225V226H234ZM97 226H99V227H97ZM189 226V227H188ZM209 226V225H208ZM207 225H206V227H208ZM67 227V228H66ZM97 227V228H96ZM101 227V228H100ZM130 227H131V229H130ZM152 227V228H151ZM225 227V228H224ZM260 227V228H259ZM86 228V229H85ZM111 228V229H110ZM125 228V229H124ZM222 228V229H221ZM224 228V229H223ZM79 229V230H78ZM99 229V230H98ZM100 229H102V230H106L104 233L100 230ZM107 229H108V231H107ZM124 231H123V230ZM144 231H143V230ZM159 229V230H158ZM188 229V230H187ZM227 230V231H224V230ZM230 229V230H229ZM95 230H96V232H95ZM111 230V231H110ZM150 230V231H149ZM163 230V231H162ZM235 230V231H234ZM239 230V231H238ZM65 231V232H64ZM67 231H69V232H67ZM85 231V232H84ZM86 231H87V233H86ZM127 231V232H126ZM135 231V232H134ZM148 233H147V232ZM221 231H223V232H221ZM247 231V232H246ZM71 232V233H70ZM81 232V233H80ZM97 232H99L98 234H96ZM100 232H102V234H105V236H102L101 235V233ZM126 232V233H125ZM132 232V233H131ZM155 232V233H154ZM160 232V233H159ZM230 232V233H229ZM233 232V233H232ZM65 233V234H64ZM73 233V234H72ZM136 233V234H135ZM139 233V234H138ZM143 233V234H142ZM147 233V234H146ZM152 233V234H151ZM190 233V234H189ZM192 233V234H191ZM228 233V234H227ZM127 234H129V235H127ZM135 234V235H134ZM225 234H227V235H225ZM235 234V235H234ZM52 235H54V236H52ZM64 235V236H63ZM127 235V236H126ZM138 235V236H137ZM48 236L50 237L49 239H48ZM62 238H61V237ZM110 236V237H109ZM131 236V237H130ZM134 236V237H133ZM146 236V237H145ZM155 236V237H154ZM10 237V236H9ZM47 237V238H46ZM53 237V238H52ZM55 237V238H54ZM59 237V238H58ZM88 237V238H89ZM102 237V240L100 239ZM130 237V238H129ZM140 237V238H139ZM144 237V238H143ZM151 237H153V239H151ZM198 237V236H197ZM232 237V238H231ZM96 238H98V239H96ZM191 238V239H190ZM58 239H59V241H58ZM61 239V240H60ZM90 239V238H89ZM104 239V240H103ZM143 240V241H146L145 243H143V241H141V240ZM147 239V240H146ZM162 239V240H161ZM187 239V240H186ZM210 238H209V236H208V240H209ZM220 239V240H219ZM226 239V240H225ZM4 240V241H3ZM128 240V241H129ZM150 240V241H149ZM155 240V241H154ZM184 240V241H183ZM50 241H49V243H50ZM58 241V242H57ZM101 241V242H100ZM128 241L126 242V243H128ZM131 241H129V242H131ZM137 241H140L141 242V244H143V245H139L138 247H137ZM188 241V242H187ZM216 241V242H217ZM7 243V244H5V243ZM151 242V243H150ZM154 242V243H153ZM217 242V243H218ZM263 242V243H262ZM135 243H137V244H135ZM148 243H149V245H148ZM240 243V244H241ZM59 244V245H58ZM77 245L78 243H72L71 245L73 246H71V245H69V247H68V251L70 252L69 253V255H67V256H69V257H67L68 259H69V261H68V263L67 264H80L81 262H83L84 260H82V258L84 259V258H86V254H85V251H87L86 249H84V248H82V247H80V246H78V249L75 247V245ZM100 244V245H99ZM102 244V245H101ZM220 244V243H219ZM7 245V246H6ZM154 245V246H153ZM183 245V246H182ZM191 245V246H190ZM89 246V247H88ZM99 246V247H98ZM166 246V247H165ZM164 248V249H162V250H164V253H163V251L160 249V248ZM180 247V248H179ZM71 248V249H70ZM75 249V251H76V253H75V251H70V250H72V249ZM80 248H82L83 250H85V251H82V249H80ZM96 248H97V251H96ZM73 249V250H74ZM91 249V250H90ZM94 249V250H93ZM161 251H160V250ZM226 249L227 248H224V249H222V250H219V251H217L218 253H216L215 254V252L216 251H214V253H213V255H210L209 257H207V258H209V260L210 259H212V261L214 262V264L216 263V261H217V264H218V262H219V264L221 263L222 264V262H223V264H233V263H231L232 262V260L235 258V256L234 255H232V253L231 252H229L230 250H228L227 249V251H226ZM150 250H152V251H150ZM166 250V251H165ZM179 250V251H178ZM225 250V251H224ZM99 251H100V254H99ZM160 252L159 253V255H161V256H163V254H165L163 257L165 258V259H163V257H160L159 255V257L160 258H158V256H157V254H155V253H158V252ZM168 251V252H167ZM221 251V252H220ZM224 251V252H223ZM72 252V253H71ZM167 252V253H166ZM73 253H74V255H73ZM163 253V254H162ZM221 253V254H220ZM72 255V257H71V255ZM82 254V255H81ZM85 254V255H84ZM179 254V255H178ZM215 254V255H214ZM82 257H81V256ZM85 257H84V256ZM166 255H167V257H166ZM98 256V257H97ZM178 258H177V257ZM206 256H208V255H206ZM206 256H204L203 257V259H205V261L203 260V259H201V260H199V262L200 263H198V261H197V264H212L211 262H208V259L206 258ZM212 256V257H211ZM214 256V257H213ZM228 256V257H227ZM72 259H71V258ZM155 257H156V261H155ZM75 258V259H74ZM78 258V259H77ZM99 258V259H100ZM157 258H158V260H157ZM194 258V259H193ZM202 258V257H201ZM214 258V259H213ZM225 258V259H224ZM80 259L82 260V261H80ZM118 259V258H117ZM160 259V260H159ZM169 260V263H167L168 262V260ZM246 259H248V261L246 260ZM2 260V258H1V255H0V261ZM119 260V259H118ZM162 260H163V263H161L162 262ZM166 260H167V262H166ZM191 260H192V262H191ZM205 262H203V261ZM231 260V261H230ZM67 261V260H66ZM79 261V262H78ZM153 261V262H152ZM171 261V262H170ZM156 262V263H155ZM188 262V263H187ZM207 262V263H206ZM125 264H126V262H124ZM130 264V263H129ZM135 264V263H134ZM234 264H240V263H238V262H235ZM241 264H245V262L243 261V263H241Z\"/></svg>",
  "mask_w": 264,
  "mask_h": 264
}]
</instances>
